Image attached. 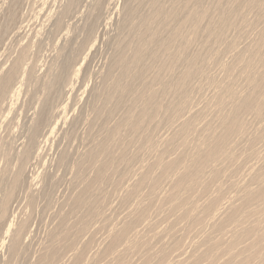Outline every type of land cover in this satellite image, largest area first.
Wrapping results in <instances>:
<instances>
[{
    "label": "rangeland",
    "instance_id": "rangeland-1",
    "mask_svg": "<svg viewBox=\"0 0 264 264\" xmlns=\"http://www.w3.org/2000/svg\"><path fill=\"white\" fill-rule=\"evenodd\" d=\"M72 1L75 2V8L78 9L76 11H79L78 12V16L76 17L75 20H73V23L75 22V25L73 24V30L75 31L76 36L77 37L79 36L78 39L84 37L85 33H83V32L85 31L86 26L89 24L88 22L93 19V21L95 20L94 25L96 24L95 25L96 27H94V28H95V33H96L95 35H97V41H98L97 42V45H96V48H95V50H94V52L92 54L94 57L91 56V60L92 61H89L90 64H89L88 70L90 69V71H88V73H87L88 75H86V79H85L86 81L84 80L85 82L83 84V87L77 90L78 93L76 92L77 95L79 96V99L81 97L82 98L80 99V102L78 101L77 102V105L75 107H73V110H74V108L76 109V110L73 111V114H75V115H73V114L71 115V117H73V116L75 117V116H77V113H79V110H82L81 113L83 115L82 114L81 115H82V117L83 116L84 117L83 118L80 117L79 122L76 123L75 126H77L78 128L74 126L75 128H74V131L72 132V134L73 133H75V134H73V135L70 134L69 135L70 137L69 136H67V137L64 136L63 138H57L58 140L56 139L55 143H52V144L48 145V146H51V147L46 146L47 147L46 148L47 150L44 149V151H46V152L43 153L40 161L38 162L39 164L32 162V164L28 166V167H30V169L27 167L26 172L27 171L29 172L30 170H32L29 174L27 173V176H29L30 178L33 177L32 179H34V178L35 179L33 181L30 180V178H28L27 181H26V179H24L25 181L22 180L21 183H24L25 182L26 185L24 183L22 185H24L25 187H22V185L20 186V188L18 189V191L20 190L19 193H18V191H16L15 196L16 195L17 196L14 198L15 201H14V203L12 205V208H11L12 215L14 214L13 216L11 215V219H13V221L15 222L14 223L15 224L14 225V228L15 229L18 228V226H19L18 223H20V225H22V224L26 225L25 230H23V235L24 236H22V239L23 238L24 239L23 240L21 239L22 240V244H24V246L22 244H21V246L23 248L25 247L26 250L23 251V248L20 247V248H22V249H20V251H23V252H20V253H24V255L22 256V254H17V257L20 260L19 261V260H17L16 256H14L15 257V260H14V257H10L7 254L6 248H4V250H2L3 255H1V253H0V264H37L38 261H42V259L48 257L47 255H45L46 254L45 252H47V254L49 255L51 253V250H56V249H59V250H56V251L57 252H60L59 255H61L62 258L56 252L58 257L55 258L56 257V255H55L54 258L57 259L58 263H55L57 261L54 260L53 256H52V258H53L52 260H54L55 262L52 261L51 258L49 259V257H50L49 256L46 261L48 262L49 260H51V262L50 261H49V263L46 262L47 264H53V262L55 264H68V263L69 264H73L74 261H75V258H74V256L72 254L75 255V252H76V255L79 254L80 252H82L83 255L85 254L84 256H81L80 257V259L82 258V260H84L83 261L84 263L80 259L78 261V262H81V264H93V263L94 264H107V263L108 264L109 263H112V264H139V263L140 264H147L146 262H148V261H151V263H148V264H152V263L153 264H166V263H168V264H171V263L172 264H186V263L187 264H194V263L195 264H213L212 263L213 261L210 262L207 259L210 262L209 263L208 261H206L205 258L203 259L202 257H200V258H202V261H201L200 258H198L200 260L197 259V256L199 255V253H201L200 251L203 250V249H201L199 251V249L200 248H204L201 245H199V243H201L204 240V237L207 238L210 235H211V237H215L216 239L217 238L218 239L219 238L220 239L221 238L228 239L230 237L231 234L229 232L231 230L236 229V227H237L236 225H233V224L229 225V224H227V225H224V226H220V229H219L216 225L214 227V224L216 222L218 223V220L221 217L224 216V213L229 209V206L231 207L232 203L229 202L230 200H233V198H235L234 199V202L236 200L235 203L233 202V205L232 206H235V205L238 206L239 205L240 202L239 203L237 202V199L238 198H236L237 196H235V193L237 194L238 191H239L238 190L239 189L238 187L241 188V187H244V186L245 187L246 186H249L251 188V190H252V188H253V190L256 189L254 187H257V186L255 185V183H254V181L252 179L253 176H251V173L252 172L253 173H256L258 170H261V168L264 166V164H263L264 163V161H263L264 160V150H262V149H264V133H263L264 132V114H263L264 113V106H262L263 103H260L259 102V104H254V106H253V108H255V109H253V111L255 110L254 112H252V111L251 112H248V113H245L244 112V113H242L240 115L239 119H242V120H240V128L242 130L240 131V129H239V132L236 133V135H233L232 136L233 138L235 136H237V137H235L234 140H233V138H231L232 141L230 139V143H228L227 145L224 146L225 148H223V149H225V150L222 149V151L224 153H225V151H227L225 153V155L222 154V156L223 155L224 156L223 157H220L221 158L220 160H219V157H218V158L215 159V161L214 160L212 161V164L211 165L213 167L216 166L215 167V171L216 172L219 171L218 172V175L219 176L218 177H215L214 179H212L210 177V175H211V169L212 168H211V166H208V167L206 166L205 169H204L205 170L204 174L202 173L203 170H201L200 176L198 175V173L200 171L196 174L198 177L195 176V179H196L195 180V184H193L192 182H190V183H192L190 185L193 188H190L191 187L190 185H189V188L190 189L186 190L187 188L186 189L184 188L185 191H184V194L182 195V197L183 196H186V201L188 203V206H189V204L194 205L196 207V208L194 207V210H193V208L191 209V206L192 205L189 206L190 208H186L188 206H187V203L184 204V202L182 203V206H180V209H177L176 207L178 206L177 203L179 201V198H177L176 201H175V199H171L172 201L173 200L175 201V202L174 201L173 202L171 201L174 208L171 206L172 204L169 201L170 198H168V195L171 192V187L173 185L171 183L174 182V180L176 179L177 174H179L182 170L179 169V171H178V169L175 167V169H176L175 171H171V172L169 171L168 173L167 172L165 173L164 172L165 169L163 170V168L168 163H171L173 161L175 162L176 159L179 160V157H181V158H180L179 161H177V163L178 162L180 163L182 161L179 165H181V166L184 165V162H185V164L190 163V161H191L190 160V155L192 157L191 159L193 160V157H195L194 155H198V152H201L199 150V148L201 150H203L204 148L202 149V147L205 144L207 145L206 142H208L210 140V139L207 140L208 139V135L210 136V134H208V133L213 132V130L216 131V132L219 131L220 130L219 128H220V125H221V122H222L220 120L222 118H226L227 116L229 117V114H231V112L233 110V109H231L232 106L230 105L232 95H235V93L237 94L238 92L239 93H242V94H245V92H247L246 90L248 89L247 88V85L245 83L247 82V84H248L250 80H253V78H251V77L256 78L259 75V73H260V75H264V73L261 74V71L264 68V66L262 68L261 66H259L261 64H258L259 61H254L256 59H258V60L260 59V56H259L260 55L259 54L260 52H262L261 53V57L262 58L260 59L261 62H259V63H263V61H264V58H263L264 57L263 56V54H264V48L261 47L260 49H263V50L258 49V52H257V49L256 48H258V47H256V44H255L256 43L255 40L258 41V39L260 37L258 35H261L264 32L263 31L264 30V12H263L264 11V2H262L264 0H259V1L255 2L253 4V6L252 5L249 6L248 4L246 5L243 2V5H245V6L240 5L239 8H238V10H235V8H237V7H235L232 11H231V9L230 10H226V6L227 5L229 6V4H228L229 1L231 2V4H233V1L232 0H217V1L216 0H194L195 3L198 2V5L195 4V6L193 5L194 4L193 3V0H190V2H189V0H180L179 2H176V3L175 2H172L171 0H162L163 5L161 3V7H162L164 13L168 14V13L174 12V11H176V9L179 6V8L177 9V11L179 12V16H178V18L176 20H173L174 22L171 21L170 23H167L168 27H169V24H172L169 27L170 29L167 26H164L163 27L167 31H164V29H162L163 31L159 29L160 32L162 31V35L160 34V38L161 39L159 38L161 40V42L164 40V38H163V37H165L164 34H166L168 32V35L166 36L167 39L165 38L166 41H167L169 39V36L172 34V31L174 30L173 28L177 27V25H179L181 23V21L183 22V20L185 19L186 15H187V10H185L183 7H186L187 9L190 8V7H192V9L194 10V7H197L198 6L200 8V9L197 8V9H199V11L208 9L209 12H210L209 13V16H208V19H214V18L217 19L219 17H225V18L226 17L227 18L230 17V19L231 18L232 19L230 21H228V23L222 29H219L221 31H219V30L217 31V33H216L217 35L220 32L219 33V37L217 36V38H216L215 37L216 35L214 33L213 34L214 36H213L212 39H211V37H212L211 36L212 35L211 33L206 34L207 31L204 32L205 31L204 29L206 28L205 26L207 25V22L206 21H203L201 23V25H200L199 29L197 30V32H192L191 31V28H190L192 26L191 25V22L184 23V24H180V30L182 32H180V35L177 36V38L175 39L176 41L174 40L175 43L170 45L169 50H167V52H166V50L164 49V47H163V49H161L162 47H161V44H160L161 42H160V43H158L154 47V49H155L154 51H157V55L158 56H156V58L154 60L153 59L146 58V61H147L146 62V65H148V66H146L145 69L147 71L145 70V73H144V70H143L142 71L143 74L141 73L143 76L140 75V77L137 78L134 81V83L136 82L135 83L136 85L135 84L133 85L134 86L133 89L131 87L128 88L127 81H126L125 78H122V79L124 80V83L127 86H125V84L123 83V81L120 79V82L123 83L124 85L123 84L121 85V83L120 84L118 83V86L119 87H120V85L121 86H124V88L126 90L127 89H129V90H127V94H125L126 92L125 91H122L123 88L120 87V89H122L121 90L122 92H121L120 89H119V87H117L119 91H117V88H116V90H115L116 93H114V96H116L115 94H117V92H119L118 94H120V93L121 94L122 93L125 94L124 96H123V94L122 95L120 94V98L123 97V99H126L125 100L126 101L125 103L128 104V106L124 103V100H123V105L125 104L124 105L125 108L124 107L123 108L120 107L121 109L118 108V111H117V109L115 111L114 106H112V105H114L113 103H112L111 106H110V104H111V102L113 100L116 102V100L117 99H120V98H119L118 94H117L116 97L111 96L110 99L107 98L108 97V93H109V90H108V87H107L108 86L107 83L108 84L111 83L110 81H112L114 77H116L115 80H117L118 79V76H119V72H118V70H117V72H116V70L115 71L112 70V71H114V73L111 71V74H110V75H113L114 76L112 78L109 77L110 75L106 77V73L108 72L109 67H111V65L113 64V60H111V59H113V57H115V55L117 53L116 51H118V49L120 47L123 48L124 51L126 50L125 52L123 51V53H125L123 55H126L124 57L125 58H129L130 55H131V53H132L131 51H132V48H133V44L135 45L138 42L137 40H139V37L138 36L136 37L137 39H135V36L137 35L136 32H135L136 35H133L132 34L133 32H130L129 30L127 31L126 30V27H124V25H126L125 23H123L125 21L124 20L125 13H126L125 10H126V7H127L126 0H82V1L81 0H27V2H29V3H27L26 0H25V5L23 6V9H22V17L24 19V23L23 24L26 25V26L29 25L28 28L26 27V30L27 31H28V29H34V28H39V27L40 28L41 27L44 28V31H49L47 29L50 28V30H51V25L45 20V15L52 16V18L55 15L57 16L58 13L62 10L63 5H66V4H68L69 2H72ZM184 1H187V2L184 3ZM191 1H192V3H191ZM225 1H227L228 3H226ZM152 2H153V0H152ZM77 3L79 4L78 7H76V5H78ZM173 3H175V4H173ZM86 5L87 6L90 5V6L87 8ZM149 5H150V3H149ZM149 5H147V7ZM210 5L212 6V8H211ZM134 6H135L136 10H138L137 15L139 13L141 14V15L140 14L138 15V18L137 19H139L141 16H144V15H142L141 12L144 13L145 11H147L146 8H145V5L143 4V5H140V6H138V5H134ZM142 6H144V8H142ZM149 7L147 8L148 11H149ZM165 7H166V9H165ZM209 7L213 11H211ZM197 9H195V10H197ZM90 10H92L93 12L90 11ZM122 10L125 13H123ZM23 12H24V14H23ZM29 12H30V14H29ZM150 12H151V9H150ZM42 13H43L44 16L42 15ZM121 13H123L124 15L121 14ZM211 13H212V16H211ZM74 14H77V12L74 13ZM79 14H81L80 18H79ZM146 14L148 15V13H146ZM146 14H145V16H146ZM91 15H93V16L90 17ZM87 16H89V17H87ZM28 18H29V20H28ZM33 18H35V19H33ZM25 20H26V22L28 24H26ZM65 20H67V18ZM99 20H101L102 23ZM134 20L132 21L133 23H134ZM97 21L99 23H101V25L98 24ZM105 21H107V22L105 23ZM135 21L137 22V20H135ZM231 21H234V22H231ZM76 22H78V23L76 24ZM175 22L177 23V25L174 26L173 23H175ZM47 23H48V25H47ZM135 23H134V25H136ZM79 24L81 26H79ZM38 25H39V27H38ZM118 25H119V27H120V25H122V29H121V27L119 28ZM46 26H48V27H46ZM227 26H229V27H227ZM103 27H104V29H103ZM153 28L156 30L157 25H156V28H155V24L153 25V27L151 28L152 31L154 30ZM80 29H81V31H83L82 34H81ZM97 30H98V33H97ZM130 35L131 36H134L133 37L134 40L132 39V37ZM206 35H207L208 38L210 37V39H207ZM233 37H235V38L233 39ZM162 38H163V40H162ZM184 38H185V40H183ZM46 40H47V42H46ZM132 41H133V44H132ZM135 41H137V42H135ZM213 41H214V43H213ZM164 42L165 41H163V43ZM215 42H216V44H215ZM42 44H43V46H42V48L40 50V51L43 50L42 53L44 51L47 52V51L50 50L48 38L44 39V42ZM128 45H129V47H128ZM185 45H187L189 48L187 46H185ZM230 45H232V46H230ZM251 45L254 48L251 47ZM125 46L128 48V50H127V48H125ZM46 47L47 48L49 47L48 48L49 50ZM231 47H233V48H231ZM244 48H246V49H244ZM166 49H167V47H166ZM259 50H260V52H259ZM168 51H170V53L172 55H174V56L176 55L178 58L176 56L174 58V56H172L171 54H169ZM160 52H162L161 55H160ZM248 52H249V55H247ZM168 54L171 55L175 60L174 59H170L169 58L170 56L167 57ZM250 54H251V56H250ZM254 54H256V55H254ZM240 56H241V58H240ZM255 56L256 57L258 56L259 58L258 57L256 58ZM166 58H168V59H166ZM246 59H247V61H246ZM262 59H263V61H262ZM160 60H164V63H163V61H160ZM109 61L112 63L111 65L109 64ZM169 61H171L173 64L170 63ZM241 61H243V62H241ZM248 61H249V65L250 66L248 65ZM191 62H192V64H191ZM246 62H247V64H246ZM167 64H169V65H167ZM162 65L165 67V69H164V67ZM253 65L254 66L256 65L258 67H256V66L254 67ZM262 65H264V63ZM192 66H193V68H192ZM233 66H235V68ZM190 67L192 69H194L195 71L192 70ZM132 68L135 70L136 67L133 66ZM132 68L130 70L134 71ZM161 68L163 70H161ZM187 68L188 69L190 68L192 70V73L191 74H193V76L190 75V78H188V80L187 79H183V77H182L184 75L183 73H185L188 70ZM232 69H235V70L230 71ZM243 69H244V71H243ZM152 70L154 71V73H153ZM175 70H176V73H175ZM166 71H167L168 75H167ZM193 71H194V73H193ZM224 71L227 72L229 75L227 73H225ZM239 71L240 72L243 71V72L240 73ZM263 71H264V69H263ZM93 72H95V73H93ZM244 72H246L247 74L244 73ZM257 72H259V73H257ZM89 73L90 74L92 73L91 75H93V76L89 75ZM254 73H255V75L254 76H251ZM256 73H257V76H256ZM116 74H118V76H116ZM144 74H145V77H147V78L144 77ZM158 74L160 76L159 77L160 80H162V81L165 80L164 82L167 84V86L162 81H161L162 84L161 83L158 84L157 82H159L160 80L158 81L157 78L156 79L153 78V77H155V75L158 76ZM248 74H249V77L251 78L250 80H249V77H247ZM163 75H165V76H163ZM180 75H182V76H180ZM89 76H90V78H89ZM167 76H168V78H167ZM227 76H230V77H227ZM108 77L110 78V80H109V82H106L107 79H108ZM178 77H179V79H178ZM235 77H238V79H236ZM245 77H247V78H245ZM243 78H244V80H243ZM180 79L183 80V81H178ZM184 80L187 81V83L186 82L185 83H182V84H178L177 83V82H180V83L181 82H184ZM242 80H243V82H242ZM145 81H147V82H145ZM168 81H170V82H168ZM139 84H140V86H139ZM228 84L230 85V87L228 86ZM161 85L166 86L165 89H164V86H162L163 87L162 88ZM84 86H86V87H84ZM105 87H107V88H105ZM175 87H177L178 89H175ZM226 87H228L230 89L232 87V91L230 92V90L228 88L226 89ZM84 89H85V91H84ZM130 89H132L131 90L132 91L131 93H130ZM233 89L235 90V93H234V90ZM104 90H106V91H104ZM139 90H142L141 92H143V93H139L140 92ZM160 90H162V91H160ZM226 90H227V92L225 93ZM236 90L238 92H236ZM241 90L242 91H245V92H242ZM155 91H159V92L158 93L157 92L154 93ZM220 91H223L222 92L223 94L224 93L227 94L226 96L224 94L225 101H224V98L221 97V99L224 101V105L221 104V99H220L221 94H220ZM263 91L261 93H263ZM83 92H84V94H83ZM93 92H95V93H93ZM148 92L149 93L151 92L150 93V96L151 97H152L153 94L154 95L156 94L155 97H152L154 99V101H153V99L151 101H153L152 104H154L152 106H155L154 107L155 108L154 110H156L157 108H159L157 110V112L156 111H153V115L151 114L152 116L150 115L148 118L145 119L146 121L145 120L143 121V123L141 124L143 126H140V127H142L140 129L141 131L138 129L139 131H137V133H135L136 131L134 132V130L132 131L131 128L128 127V126L121 125V127H120V125H119L118 122L121 121L123 115H126V114L129 115V113H132V116L131 117H134L136 115L134 113V111L136 109L134 110L133 108L136 107L138 111H141V110H139L140 107L142 108V110L145 108V106H146L145 103H147V100L149 99V98H146V97H149L148 96L149 95ZM105 93L107 94L106 95L107 97L104 96ZM128 93H130L133 96L135 95L136 97L134 96V98H131L133 96L129 95ZM138 93L140 94L139 98L137 96V95H139ZM81 94H83V96ZM141 94H142V98H141L142 100L140 99ZM228 94L229 95L232 94V95L229 96ZM91 95H92V97H91ZM94 95H95V97H94ZM126 95H128V96H126ZM143 95H146V97L144 96V98H143ZM218 95H220V96H218ZM125 96L127 98H129V99L127 100V98ZM263 96L261 95L260 98H259V100L260 99L261 100L264 99ZM112 97H113V99H112ZM106 98L111 101V102L108 101V102H110L109 104H108ZM130 98H131L132 101L135 98L136 99L138 98L139 101L141 100L140 101L141 103H140L138 101V99H137V102L139 104L136 102V100H134V102L137 103V106H140V107L135 106L134 105V102H132V101L130 103H132L134 105V107L132 106V104L130 105V103L127 102V101H130ZM91 99H92V101H91ZM218 99H220V100L218 101ZM228 99L230 100V102L229 101L226 102V100H228ZM85 101H86V103H84ZM144 101H145V103H144ZM263 102H264V100H263ZM79 104H81V105H79ZM104 104L109 105L111 107V109L112 108L113 109L112 110L111 109H107L109 106H105ZM140 104H142L143 107ZM214 104H216V105H214ZM218 104L221 105L222 111L220 109V106L217 107ZM167 105H168V107H167ZM181 105H182L183 108L181 107ZM260 105H261V108H259ZM126 106L127 107L132 106V108L128 109ZM158 106H160V107H158ZM256 106H257V108H256ZM102 107H104V111L101 109ZM227 107H228V109H227ZM175 108H179V109H175ZM258 108L262 112V116H260V117H259V115L256 116L257 113L260 112V110H256ZM169 109H170V111H169ZM230 109H231V111H230ZM130 110L131 111L133 110V112H131ZM137 110H136V112H138ZM225 110H227L228 112L225 111ZM102 111L105 112L104 113L105 117L102 114L103 113ZM107 111L109 112V115L110 116L107 114L108 113ZM124 111H125V113H123ZM162 111H163V113H162ZM229 111H230V113H229ZM93 112H94V115H93ZM95 112L97 114L100 113V115L99 114L96 115ZM112 112H113V114H112L113 115V119H112V115H111ZM154 112H156L155 115H154ZM226 112L229 113V114L226 115ZM223 113H224V117L222 116ZM254 113L256 115H254ZM101 114L103 115L102 117H104V118L100 117V118H102V120L101 119H98V116H101ZM106 114L109 116L108 118H107ZM255 116H256V118H255ZM87 118H88V120H86ZM95 119H96V123H95V121H93ZM189 120H190L191 123L189 122ZM84 121H85V123H84ZM184 121H187L190 124H188L187 122H185V123L188 124V125L186 124L187 125L186 126L185 123H184ZM92 123H93V125H90ZM117 123H118V125H117ZM208 123L210 124V129L207 126V125H209ZM183 125H184V128H183ZM115 126L116 127L119 126L118 127L119 129H117V130H120L121 128H124V129H121L120 131H117L116 128H115ZM188 126H189V128H188ZM196 127H197V129H196ZM112 129L116 130L117 132H115L113 130V133L115 132L113 134L112 133ZM128 129H130L129 130L130 132L128 131ZM206 129H207V131H206ZM261 129H263V130L261 131ZM184 130L186 132L183 133ZM243 130L246 132V134H245V132ZM175 131H176V133H175ZM178 131H180L181 134H179L180 132H178ZM203 131H205V132H203ZM106 132H107V135H106ZM173 132H174V134H173ZM132 134H134V135H132ZM203 135L206 136V138ZM110 137H112L113 140H110L111 139ZM171 137H172V139H171ZM202 137H203V139H202ZM144 140H145L146 143L144 142ZM104 141H105V143H104ZM168 141H169V143H168ZM199 141H201V142L203 141L202 142V145H201V142H200V146H198L199 145ZM101 143L105 145L103 148L105 149V152L106 153L108 152V150L111 151V157H113L112 159H110L111 161L109 160V158H111L110 155L108 156V161H107V158L106 157H105L106 160L104 158L103 159L106 161V163L110 161L112 166L110 164H106L105 163V161L102 159L103 156H101L100 153H99V151H98V150L101 151V148H102L101 147V145H102ZM203 143H205V144L203 145ZM257 144H258V146H257ZM94 145H95V147H94ZM196 145L199 147L198 148L199 151L197 150V146ZM195 146H196V148H195ZM94 148H96V149H94ZM90 149L91 150L94 149L93 151L96 150L97 151L96 154L98 153L100 156L97 155L98 157H96V154H95V158L94 157H91L93 155H91V153H90L91 150ZM104 149H103V152H104ZM183 150L184 151L186 150L187 152L186 151L184 152ZM165 151H167V152H165ZM181 151H182V153H181ZM63 152H67V153L69 152L68 154H69L70 157H68V159L69 158L70 159H69V161L67 160L68 162L66 163V166H61L60 167L56 163H58V158L60 157L59 155H61L60 153H63ZM103 152L101 151L102 155H104V153H105V152L104 153ZM195 152H196V154H194ZM169 153L170 154L172 153V154L170 155ZM86 154H87V156H86ZM108 154H110V153H107L105 156H107ZM167 154H169V155H167ZM123 155L125 156V158H124ZM226 155L227 156L229 155V156L227 157ZM233 155L236 156L237 158H235ZM253 155H254V157H253ZM224 157H226L227 159H224ZM158 158L161 159V160H159ZM187 158H189V160H190L189 162H187ZM84 159L87 162H85ZM87 159H89V160L91 159V160L89 161ZM157 159H158V161H160L158 163L160 165L156 164L155 161H157ZM102 160L104 162H102ZM221 160H222V162H221ZM93 161H95V163ZM100 161H101L102 164H104L103 165L104 168L106 167L105 164L108 165L105 169L107 170V168H108L109 170H107L106 173H104V175H103L104 177H102L103 180L101 179V180L97 181V184H96V183H94L91 180H93L92 178H95V173L99 169L98 167H102V165H100L101 164ZM168 161H170V162H168ZM228 161H230V162H228ZM80 162H83V163H80ZM89 162H93L94 163L93 165L95 167L92 165V163H90L91 164V166H90V164H88ZM35 164H36V166H35ZM79 164H81V165L83 164L84 167L81 166V165H79ZM151 164H153V165H151ZM32 165H34V166L32 167ZM88 165L91 167V169H90V167ZM179 165L177 164L178 167H179ZM228 165H230V166H228ZM1 166H2V163H1L0 167ZM140 166H141V168H140ZM157 166H158V168H157ZM217 166H219V167H217ZM63 167H64V169H63ZM115 167H117L118 169L115 168ZM258 167H259V169H258ZM104 168H103V170H105ZM180 168H182V167H180ZM87 169H88V171H87ZM231 169H233V170H231ZM113 170L114 171H117V172H114ZM147 170L149 171V173H148ZM160 170H162V172ZM252 170H255V172L252 171ZM44 171H45V173H44ZM145 171H147V172H145ZM103 172H105V171H102V174H103ZM134 172H136V173H134ZM142 173L143 174H146L148 176L147 179L145 180L146 182L144 181L147 185L144 182H142L143 184H145V186L140 185L139 184L140 181L137 183L138 177ZM221 173H223L225 175H223ZM253 173H252V175H253ZM45 174H46V176H45ZM161 175H163V177L165 175V177L164 178L162 177L163 179H161V178L159 179L158 177H161ZM166 175H167V178H166ZM201 175H202V177H201ZM49 177L52 178V179H50ZM199 177H201L200 180H202V181H199V184H198L196 181L199 180ZM82 178H83V180H82ZM202 178H205V179H202ZM220 178H221V180H220ZM46 179H50L51 180V182H50L51 184L52 183H56L57 185L54 184V186H53V184L52 185L50 184V187L48 188V186L43 185V182L46 183ZM54 179H55V181L53 182ZM86 179L88 180V182L86 181ZM150 179H152V180H150ZM154 179L159 180L158 183H156L157 185H155L153 183V180ZM133 180H134V182H133ZM80 181H82V182H80ZM215 181H216V183H215ZM29 182L31 184L34 183V185L35 184L36 185L35 186H32ZM75 182H77V183H75ZM200 182H204V183H200ZM90 183H92L94 185L91 188H89L90 186H92V184H90ZM79 184H80V186H79ZM85 184H86V190H85L86 192H84L85 194H83L82 196H80V198L82 200H84V198H85V200H87L86 201V204H84L85 202L84 203H81L82 200L80 199L81 200L80 201L81 204L80 205L78 204L75 207V203L72 202V201H75L76 200V197L79 195L80 191L82 190V187ZM138 184L140 186L137 189ZM240 184L243 185V186H241ZM134 185H135V187H134ZM28 187L29 188H32V189L35 187L33 189V194L34 195L32 194V189L29 190L31 193L27 190V189H29ZM40 187H42V188H48L47 189L48 190V193H47V191L45 192L44 189H42ZM92 188H93V190H92ZM203 188L204 189L205 188H208V190L207 189L204 190ZM53 189H54V191H53ZM132 189H134L137 192V194L135 196H133V197H128V195H129L128 193H130L131 191H133ZM154 189L156 191H154ZM184 189H182V191H181L182 193H183V190ZM49 190H51V191H49ZM189 190H191V191H189ZM35 191H36V193H35ZM40 191H41V193H40ZM192 191H194L195 193L192 192ZM223 191H225V192L223 193ZM181 192H179V193H181ZM89 193L90 194L92 193L91 194L92 196H90ZM31 194H32V196H35L36 199H34V197H32ZM42 194H44V197L42 196ZM47 194H49V195L47 196ZM139 194H140V196L137 197ZM181 194H179L178 197H180ZM143 195H144V199H143ZM41 196H42V198H41ZM60 196H61V198H60ZM163 196H164V198H163ZM207 196H210V197H207ZM45 197H46V199H45ZM86 197H87V199H86ZM94 197H96V198H94ZM30 198H31V200H30ZM137 198H139V199L137 200ZM209 198H210V201H212L213 199H216V200L208 203L209 202ZM182 199H183L182 201H184L185 197H183ZM92 200H94V201H92ZM203 200H205V201H203ZM31 201L33 203H31ZM238 201H239V199H238ZM136 203H138V204H136ZM140 203H141V205H140ZM195 203H196V205H195ZM70 204H71V206H70ZM175 204H176V207L174 206ZM17 205H18V207H17ZM137 205H139V206H137ZM179 205H181V202L179 203ZM183 205L186 206V207L184 206L186 209H190L191 211L193 210L192 211L193 213L192 212H189V210L186 213L183 210L184 209L183 208ZM205 205L206 206L208 205V206L206 207ZM198 206H200V207H198ZM78 207H80V208H78ZM205 207L206 208L209 207L208 210ZM202 209L203 210L206 209L205 212H207V213L210 212V213L209 214H206L205 213L206 214L205 215V214H203L204 212H203ZM86 211H89V212H86ZM194 211L197 214H195ZM197 211H199V213ZM136 212H137L138 215H139V213L141 214V217H140L141 218V221H139L140 223L139 222L136 223V225L134 226L135 229L133 227V229L135 231L133 230L131 232L132 233V236L130 235L131 237L128 239V241L131 238H133L134 242L131 240L133 242V244L137 243L139 245H137V244L133 245L132 242L129 241V242H131V245L134 246L133 250H129L133 246H131L130 243L127 242V239H125L126 241H123L122 240V243L123 244L121 242H119L118 243V247L119 248L117 247L116 248V251L118 250V252H121L122 255H123V257L126 258V259L120 258V261H121L120 262L119 261V256H117V253L118 252L114 251V252H112L113 254L112 253H109V255L110 254L111 255L110 256L108 255L107 248L110 245V242L112 240V237L110 235H107V234H109V232L112 234L116 230H119L120 227L123 226L122 223L124 224V221L126 222L129 219L133 218V214L135 215ZM159 212H160V214H159ZM221 212H224V213H221ZM142 213L143 214L145 213L146 215L144 214V216H142L143 215ZM189 213L190 214L192 213L193 215H197V216L200 215V217H198V220L196 222H198V221L200 222L201 221L200 223L201 224L203 223L202 225H204V223H205V225L204 226H202V225L199 226L200 223H196L194 221L196 223L195 224L194 222H192L193 219L190 217L191 215L186 216ZM137 214L135 216H137ZM91 216H92V218H91ZM184 217H186L187 219H185ZM81 218H83V219H81ZM201 218L202 219L204 218L203 221H202ZM254 218L255 219L256 218L259 219V217H253L251 219L254 220ZM61 219L62 220L64 219V220L63 221H60ZM76 220H77V222H76ZM260 220H262V218ZM210 221H211V223L214 222V224L211 225L210 224ZM26 222L28 224H26ZM60 222H61L62 225H59L58 226V224H60ZM66 222H67V224H66ZM262 223H264V221ZM68 224H69V226H68ZM140 224H142V225H140ZM63 226H64V229H63ZM173 226L176 227V228H174ZM195 226H197V227H195ZM56 228L59 229V230H57ZM61 228L63 229V231H62ZM136 228H137V230H136ZM143 228H145V230ZM215 229H217V230H215ZM224 229H226V230H224ZM51 230H52V233H51ZM111 230L112 231L115 230V231L114 232H111ZM145 231H148V232H145ZM56 232H58L59 234H57ZM142 232H144L145 234L142 233ZM54 233H56V234H54ZM64 233L65 234L68 233L69 235H72V238H74L72 240H75L76 239L74 241V244H72L73 241H71L72 243L71 242L69 243V242L66 241L67 243L66 244L64 243L65 245L64 244H61V243H63L64 240H61L60 239L61 237H59V236L60 235L62 236V234H64ZM178 233H180V235ZM151 234H153L154 236L151 235ZM160 234H162V235H160ZM224 234H225L226 237L224 236ZM49 235H51L53 238L51 236H49ZM134 235H136L137 237L134 238L133 237ZM169 235L170 236H174L175 235V236L171 238ZM198 237H199V239H198ZM101 238H103L104 240L101 239ZM109 239H110V241H109ZM53 240L54 241L56 240L58 244H56V242L54 243ZM148 241H151V242L149 243ZM124 243H126V244L129 245L130 248L128 247V250H129V252H131L132 255L129 252H127V251L125 252L124 251ZM50 244L52 245V249H50V247H51ZM53 244L54 245L56 244L57 248L54 247ZM75 244H76V246H75ZM142 245L143 246L145 245V246L143 247ZM241 245L242 244H240L239 246H241ZM243 245H245V244L243 243ZM243 245L241 246L242 248L244 247ZM45 246H47V247H45ZM152 246H153V248H152ZM83 247H84V249H82ZM241 247H239V248L237 247L238 249H236L235 252L240 251L241 250ZM46 248H47V250L49 252L46 250ZM159 248L162 249V250L160 251ZM85 250H87V251H85ZM73 251H75V252L73 253ZM195 251H196V253H195ZM137 252H138V254H136ZM41 253H43V254H41ZM61 253L62 254L64 253V254L62 255ZM82 253H81V255H82ZM103 253H104V255H103ZM66 254H68V255H66ZM143 254L145 255V258H147V260H145L144 256H142ZM152 254H154V255H152ZM201 254H200V256H201ZM41 255L42 256L45 255V257H41ZM76 255H75V257H76ZM101 255H103V256H101ZM112 255H113V257H115V256L116 257L113 258ZM140 255H141V257H140ZM72 256H73L74 259L72 258ZM103 257H105V258H103ZM110 258H111V260H110ZM193 258H196L197 260L194 259L195 260L194 261V260H192ZM216 258H218V259H216L217 261L215 260L216 262L214 261V264H221V263H223V259L225 261V257L222 256V255L220 257L217 256ZM59 259H61V260H59ZM99 259H101V260H99ZM107 259H108V261H106ZM113 259H115V260H113ZM63 260H65V261H63ZM126 261H128V262H126ZM170 261H171V263H170ZM40 263L41 262H39L38 264H40ZM78 264H80V263H78Z\"/></svg>",
    "mask_w": 264,
    "mask_h": 264
},
{
    "label": "bare ground",
    "instance_id": "bare-ground-1",
    "mask_svg": "<svg viewBox=\"0 0 264 264\" xmlns=\"http://www.w3.org/2000/svg\"><path fill=\"white\" fill-rule=\"evenodd\" d=\"M82 1V0H81ZM80 1V2H81ZM172 2H179L180 0H171ZM217 1V0H216ZM233 1V4H231V2L229 1V3L227 2V1H225L226 3H228L229 4V6L227 7L226 6V10H230L231 9V11L235 8V7H237V8H235V10H238V8H239V6L240 5H242V6H245V5H243V2H244V4H248L249 6L250 5H252L253 6V4L255 3V2H257V1H259V0H232ZM26 2H27V0H26ZM46 2V1H45ZM185 2H187V1H184V3ZM189 2H190V0H189ZM262 2H264V1H262ZM27 3H29V2H27ZM36 3V2H35ZM40 3V2H39ZM92 3V2H91ZM126 3H127V7H126V13L123 11V13H125V18H124V22L123 23H125L126 25H124V27H126V30L128 31H130V32H133L132 34L133 35H136V33H137V35L135 36V39H137L136 37L138 36L139 37V40H137V41H135V42H137L135 45L133 44V41H132V44H133V48H132V53H131V55H130V57L129 58H125L124 56H126V55H123V54H125V53H123V51H124V49L123 48H119L118 49V51H116L117 53H116V55H115V57H113V59H111V60H113V64L109 61V64L111 65V67H109V70H108V72L106 73V77L107 76H109L110 74H111V71L112 70H116V72H117V70H118V72H119V76H118V74H116V76H118V79L117 80H115L116 79V77H114L113 75H110L109 77H114L113 78V80L112 81H110L111 83H107V87H108V90H109V93H108V97L106 96L107 94L105 93L104 94V96H106L108 99H110L111 98V96H114V93H116L115 92V90H116V88L117 87H119L118 86V83L120 84L121 82H120V79L123 81V83H124V80L122 79V78H125L126 79V81H127V85H128V88L129 87H131L132 89H133V85L136 83H134V81L137 79V78H139L140 77V75H142L143 73H142V71L144 70V73H145V68H146V66H148V65H146V58H148V59H155L156 58V56H158L157 55V51H154L155 49H154V47L158 44V43H160L161 42V38H160V34L162 35V29H164L163 27L164 26H167L168 27V25H167V23H170L171 21H173V20H176L177 18H178V16H179V12L177 11V9L179 8V6H178V8L176 9V11H174V12H171V13H168V14H166V13H164L163 12V9H162V7H161V3H162V5H163V2H162V0H153V2H152V0H126ZM149 3H150V5H149ZM175 3H173V4H175ZM183 3V2H182ZM181 3V4H182ZM191 3H192V1H191ZM193 5L195 6V4H197L198 5V2H194V0H193ZM242 3V4H241ZM78 4V3H77ZM90 4V3H89ZM145 5V8H146V10L148 11V7H149V11L147 12V11H145L144 13L143 12H141L142 13V15H144V16H141L139 19H137L138 18V15L140 14H138L137 15V12H138V10H136V8H135V6L134 5H138V6H140V5ZM149 5L148 7H147V5ZM169 4V3H168ZM180 4V5H181ZM200 4V3H199ZM263 4V3H262ZM25 5V0H0V165H1V163H2V166L0 167V253H1V255H3V253H2V250H4V248H6V251H7V254L10 256V257H14V256H16V258H17V260H19L18 259V257H17V254H22V256L24 255V253H20V252H23V251H25L26 250V248L24 249L22 246H21V244H22V240L24 239H22V236H24L23 235V230H25V227H26V225H24V224H22V225H20V223H18L19 224V226H18V228L17 229H15L14 228V221H13V219H11V215H12V210H11V208H12V205H13V203H14V198L17 196H15V194H16V191H18V189L20 188V186L22 185V184H24V183H21L22 182V180H24V179H26V181H27V179L28 178H30L29 176H27V173L29 174L32 170H30L29 172L27 171L26 172V170H27V167L29 166V165H31L32 164V162L33 163H37V164H39L38 162L40 161V159H41V157H42V155H43V153L44 152H46V151H44V149H46L47 147L46 146H48V145H50V144H52V143H55V141H56V139L57 138H63L64 136L65 137H67V136H69L70 134H72V132L74 131V128L75 127H77V126H75L76 125V123L77 122H79V120H80V117L81 118H83L82 117V113H81V111L82 110H79V113H77V116H73V117H71V115L73 114V111L74 110H76L75 108H74V110H73V107H75L76 105H77V102L79 101L80 102V99L82 98H80L79 99V96L77 95V90L78 89H80V88H82L83 87V84H84V82L86 81L85 79H86V75H88L87 73H88V71H90V69L88 70V68H89V61H92L91 60V56H93L92 54H93V52H94V50H95V48H96V45H97V35H95L96 33H95V28L94 27H96L95 25H94V22H95V20L93 21V19L92 20H90L88 23V25L86 26V29H85V31L83 32V31H81V29H80V31H81V34H82V32L83 33H85V35H84V37H82V38H80V39H78V37L76 36V33H75V31L73 30V24L75 25V22L73 23V20H75L76 19V17L78 16V12L79 11H76V10H78V9H76L75 8V2L74 1H72V2H69L68 4H66V5H63V8H62V10L58 13V15L55 17L54 15V17L52 18V16H49V15H45V20L51 25V30H50V28L49 29H47V30H49V31H44V28H40L39 27V25H38V27L39 28H34V29H28V31L26 30V27L28 28L29 27V25L28 26H26V25H24L23 23H24V19H23V17H22V9H23V6ZM48 5V4H47ZM53 5V4H52ZM166 5V4H165ZM170 5V4H169ZM259 5V4H258ZM39 6V5H38ZM62 6V5H61ZM79 6V4L78 5H76V7H78ZM87 6V5H86ZM90 6V5H89ZM89 6H87V8L89 7ZM93 6V5H92ZM211 6V5H210ZM251 6V7H252ZM83 7V6H82ZM85 7V6H84ZM124 7V6H123ZM190 7V6H189ZM142 8H144V6H142ZM174 8V7H173ZM172 8V9H173ZM176 8V7H175ZM185 10H187V15H186V17H185V19L183 20V22L181 21V23L180 24H184V23H188V22H191V31L192 32H197V30L199 29V27H200V25H201V23L203 22V21H206L207 22V25L205 26L206 28L204 29L205 31L204 32H206L207 31V33L206 34H208V33H211L210 35L212 36L211 37V39L213 38V34L215 33V37L217 38V36L219 37V33H218V35L216 34L217 33V31L219 30V29H222L227 23H228V21H230L231 19H230V17L229 18H225V17H219V18H217V19H208V16H209V10L208 9H205V10H201V11H199V7L197 6V7H194V10L192 9V7H190V8H186V7H183ZM197 8H199V9H197ZM210 8V7H209ZM211 8H212V6H211ZM211 8H210V10H211ZM216 8V7H215ZM254 8V7H253ZM90 9V8H89ZM102 9V8H101ZM150 9H151V12H150ZM165 9H166V7H165ZM170 9V8H169ZM195 9H197V10H195ZM217 9V8H216ZM40 10V9H39ZM81 10V9H80ZM88 10V9H87ZM94 10V9H93ZM100 10V9H99ZM145 10V9H144ZM208 10V11H207ZM240 10V9H239ZM259 10V9H258ZM257 10V11H258ZM58 11V10H57ZM90 11H92V10H90ZM102 11V10H101ZM116 11V10H115ZM211 11H213V10H211ZM241 11V10H240ZM261 11V10H260ZM259 11V12H260ZM42 12V11H41ZM77 12V14H74V13H76ZM82 12V11H81ZM87 12V11H86ZM93 12V11H92ZM150 12V13H149ZM264 12V11H263ZM50 13V12H49ZM89 13V12H88ZM123 13H121V14H123ZM146 13H148V15L146 14ZM261 13V12H260ZM23 14H24V12H23ZM29 14H30V12H29ZM40 14V13H39ZM74 14V15H73ZM87 14V13H86ZM93 14V13H92ZM111 14V13H110ZM145 14H146V16H145ZM262 14V13H261ZM260 14V15H261ZM32 15V14H31ZM36 15V14H35ZM42 15H43V13H42ZM89 15V14H88ZM97 15V14H96ZM102 15V14H101ZM124 15V14H123ZM141 15V14H140ZM183 15V14H182ZM181 15V16H182ZM24 16V15H23ZM41 16V15H40ZM44 16V15H43ZM80 16H81V14H79V18H80ZM93 15H91L90 17H92ZM104 16V15H103ZM211 16H212V13H211ZM231 16V15H230ZM237 16V15H236ZM262 16V15H261ZM85 17V16H84ZM87 17H89V16H87ZM238 17V16H237ZM236 17V18H237ZM67 18V20H65ZM82 18V17H81ZM118 18V17H117ZM33 19H35V18H33ZM123 19V18H122ZM137 20V22L135 21V20ZM239 19V18H238ZM28 20H29V18H28ZM82 20V19H81ZM87 20V19H86ZM103 20V19H102ZM134 20V23L136 24V25H134V23L132 22ZM208 20V21H207ZM78 21V20H77ZM99 21H101V20H99ZM25 22H26V20H25ZM80 22V21H79ZM98 22V21H97ZM107 21H105V23H106ZM122 22V21H121ZM132 22V23H131ZM174 22V21H173ZM231 22H234V21H231ZM48 23H47V25H48ZM78 22H76V24H77ZM101 23H102V21H101ZM101 23H99L98 22V24H100L101 25ZM112 23V22H111ZM176 23V22H175ZM175 23H173L174 24V26L175 25H177V23L175 24ZM261 23V22H260ZM26 24H28L27 22H26ZM32 24V23H31ZM45 24V23H44ZM155 24V28H156V25H157V28H156V30L154 29L153 31L151 30V28L153 27V25ZM180 24L179 25H177V27H175V28H173L174 30L172 31V34L169 36V39L166 41V39H167V35H168V32L166 33V34H164L165 35V37H163L164 38V40H163V38H162V40L163 41H165L164 43H163V41L160 43L161 44V49H163V47H164V49L166 50V52H167V50H169V47H170V45L171 44H174L175 42H174V40L177 38V36L178 35H180V32H182L181 30H180ZM172 24H169V27L171 26ZM79 26H81L80 24H79ZM84 26V25H83ZM35 27V26H34ZM46 27H48V26H46ZM50 27V26H49ZM98 27V26H97ZM118 27H119V25H118ZM120 27H121V29H122V25H120ZM119 27V28H120ZM168 27V28H169ZM227 27H229V26H227ZM75 28V27H74ZM102 28V27H101ZM100 28V29H101ZM167 28V29H168ZM103 29H104V27H103ZM162 30L161 32H160V30ZM170 29V28H169ZM207 29V30H206ZM262 29V28H261ZM77 30V29H76ZM79 31V32H80ZM126 31V32H127ZM164 31H167V30H165L164 29ZM169 31V30H168ZM219 31H221V30H219ZM230 31V30H229ZM264 31V30H263ZM124 32V31H123ZM125 32V33H126ZM136 32V33H135ZM261 32V31H260ZM259 32V33H260ZM97 33H98V30H97ZM191 33V32H190ZM257 33V32H256ZM79 34V33H78ZM129 34V33H128ZM194 34V33H193ZM197 34V33H196ZM99 35V34H98ZM209 35V36H210ZM221 35V34H220ZM102 36V35H101ZM128 36V35H127ZM131 36V35H130ZM258 36H260L259 37V39H258V41L257 40H255L256 41V47H258V48H256L257 49V52H258V49H260L261 47L262 48H264V32L261 34V35H258ZM106 37V36H105ZM132 37V39L134 40V36H131ZM205 37V36H204ZM206 37H207V35H206ZM224 37V36H223ZM236 37V36H235ZM235 37H233V39L235 38ZM46 38H48V42H49V46H50V50L49 51H44L43 53H42V51H40L41 50V48H42V46H43V42H44V39H46ZM100 38V37H99ZM160 38V39H159ZM166 38V39H165ZM108 39V38H107ZM131 39V40H132ZM207 39H210V37L208 38L207 37ZM247 39V38H246ZM254 39V38H253ZM257 39V38H256ZM183 40H185V38L183 39ZM214 40V39H213ZM218 40V39H217ZM129 41V40H128ZM176 41V40H175ZM216 41V40H215ZM227 41V40H226ZM236 41V40H235ZM234 41V42H235ZM250 41V40H249ZM248 41V42H249ZM46 42H47V40H46ZM45 42V43H46ZM125 43V42H124ZM127 43V42H126ZM213 43H214V41H213ZM221 43V42H220ZM251 43V42H250ZM129 44V43H128ZM215 44H216V42H215ZM218 44V43H217ZM254 44V45H255ZM48 45V44H47ZM176 45V44H175ZM188 45V44H187ZM187 45H185V46H187ZM228 45V44H227ZM250 45V44H249ZM122 46V45H121ZM124 46V45H123ZM230 46H232V45H230ZM128 47H129V45H128ZM166 47H167V49H166ZM188 47V46H187ZM251 47H253L252 45H251ZM125 48H127L126 46H125ZM131 48V47H130ZM172 48V47H171ZM189 48V47H188ZM231 48H233V47H231ZM247 48V47H246ZM246 48H244V49H246ZM254 48V47H253ZM157 49V48H156ZM159 49V48H158ZM185 49V48H184ZM46 50V49H45ZM127 50H128V48H127ZM172 50V49H171ZM170 50V51H171ZM174 50V49H173ZM176 50V49H175ZM186 50V49H185ZM260 50H263V49H260ZM260 50H259V52H260ZM52 51V52H51ZM126 51V50H125ZM124 51V52H125ZM159 51V50H158ZM170 51H168L169 52V54H171L170 53ZM128 52V51H127ZM197 52V51H196ZM226 52V51H225ZM239 52V51H238ZM244 52V51H243ZM247 52V51H246ZM245 52V53H246ZM252 52V51H251ZM161 53L162 52H160V55H161ZM254 53V52H253ZM256 53V52H255ZM261 53L262 52H260L259 54V56H260V59L262 58L261 57ZM168 54V56L167 57H169L170 59H174L175 58V56L174 55H172V56H174V58L171 56V55H169ZM219 54V53H218ZM257 54V53H256ZM256 54H254V55H256ZM165 55V54H164ZM197 55V54H196ZM217 55V54H216ZM221 55V54H220ZM238 55V54H237ZM247 55H249V52L247 53ZM128 56V55H127ZM163 56V55H162ZM161 56V57H162ZM243 56V55H242ZM250 56H251V54H250ZM249 56V57H250ZM263 56H264V54H263ZM94 57V56H93ZM177 57V56H176ZM233 57V56H232ZM236 57V56H235ZM254 57V56H253ZM256 57V56H255ZM258 57V56H257ZM256 57V58H257ZM112 58V57H111ZM178 58V57H177ZM195 58V57H194ZM193 58V59H194ZM240 58H241V56H240ZM239 58V59H240ZM243 58V57H242ZM259 58V57H258ZM264 58V57H263ZM42 59V60H41ZM166 59H168V58H166ZM236 59V58H235ZM238 59V58H237ZM260 59L258 60V59H256V60H254V61H259V62H261L260 61ZM165 60V59H164ZM164 60H160V61H163V63H164ZM175 60V59H174ZM173 60V61H174ZM196 60V59H195ZM241 60V59H240ZM251 60V59H250ZM149 61V60H148ZM172 61V60H171ZM171 61H169L170 63H172ZM197 61V60H196ZM237 61V60H236ZM246 61H247V59H246ZM262 61H263V59H262ZM166 62V61H165ZM176 62V61H175ZM183 62V61H182ZM193 62V61H192ZM192 62H191V64H192ZM241 62H243V61H241ZM258 62V64H261V65H259V66H261L262 68H263V66L264 65H262L263 63H264V61H263V63H259ZM152 63V62H151ZM159 63V62H158ZM195 63V62H194ZM251 63V62H250ZM173 64V63H172ZM246 64H247V62H246ZM255 64V63H254ZM257 64V63H256ZM150 65V64H149ZM154 65V64H153ZM167 65H169V64H167ZM166 65V66H167ZM180 65V64H179ZM238 65V64H237ZM236 65V66H237ZM248 65H249V61H248ZM136 67L135 68V70L132 68V67ZM163 66V65H162ZM191 66V65H190ZM194 66V65H193ZM193 66H192V68H193ZM250 66V65H249ZM254 66V65H253ZM256 66V65H255ZM254 66V67H255ZM150 67V66H149ZM164 67V66H163ZM169 67V66H168ZM181 67V66H180ZM221 67V66H220ZM234 68H235V66H233ZM243 67V66H242ZM252 67V66H251ZM250 67V68H251ZM256 67H258V66H256ZM133 69L134 71H132V70H130V69ZM170 68V67H169ZM168 68V69H169ZM174 68V67H173ZM172 68V69H173ZM191 68V67H190ZM188 69L185 73H183L182 75H180V76H182L183 77V79H187L188 80V78H190V75H192L193 76V74H191L192 73V70H194V69ZM244 68V67H243ZM249 68V69H250ZM261 68V69H262ZM164 69H165V67H164ZM175 69V68H174ZM240 69V68H239ZM257 69V68H256ZM264 69V68H263ZM263 69H262V71H263ZM161 70H163L162 68H161ZM223 70V69H222ZM233 70H235V69H232V70H230V71H233ZM259 70V69H258ZM114 71H112L113 73H114ZM147 71V70H146ZM153 71V70H152ZM174 71V70H173ZM195 71V70H194ZM194 71H193V73H194ZM229 71V72H230ZM243 71H244V69H243ZM243 71H241V72H243ZM253 71V70H252ZM257 71V70H256ZM261 71V74H263L264 73V71L262 72ZM98 72V71H97ZM160 72V71H159ZM163 72V71H162ZM221 72V71H220ZM225 72V71H224ZM240 72V71H239ZM240 72V73H241ZM260 72V71H259ZM259 72H257V73H259ZM93 73H95V72H93ZM112 73V74H113ZM142 73V74H141ZM153 73H154V71H153ZM152 73V74H153ZM158 73V72H157ZM166 73H167V71H166ZM175 73H176V70H175ZM225 73H227V72H225ZM244 73H246V72H244ZM253 73V72H252ZM257 73H256V76H257ZM92 74V73H91ZM90 73H89V75H91ZM170 74V73H169ZM228 74V73H227ZM234 74V73H233ZM236 74V73H235ZM243 74V73H242ZM247 74V73H246ZM166 75V74H165ZM165 75H163V76H165ZM167 75H168V73H167ZM226 75V74H225ZM229 75V74H228ZM244 75V74H243ZM255 75V73L253 74V75H251V76H254ZM91 76H93V75H91ZM143 76V75H142ZM147 76V75H146ZM157 75H155V77H153V78H157V80L159 81L160 80V76H159V74H158V76L156 77ZM233 76V75H232ZM238 76V75H237ZM108 77V79H107V81L106 82H109V80H110V78ZM144 77H145V74H144ZM227 77H230V76H227ZM247 77H249V74H248V76ZM247 77H245V78H247ZM89 78H90V76H89ZM92 78V77H91ZM145 78H147V77H145ZM150 78V77H149ZM167 78H168V76H167ZM232 78V77H231ZM236 79H238V77H235ZM241 78V77H240ZM251 78H253V80H250ZM249 77V83L247 84V82L245 83L246 85H247V92H245V91H242V92H245V94H242V93H239L237 90H236V92H238L237 94L235 93V90H234V93H235V95H232V94H228L229 96H231L232 95V98H231V102H230V100L228 99V100H226V102L227 101H229L230 102V105L232 106V108L231 109H233L232 110V112H231V114H229L230 113V111H231V109H230V111H229V113H227L228 111L227 110H225V111H227L226 112V115H228L229 114V117L227 116L226 118H220L221 120L220 121H222L221 122V125H220V130L219 131H214L213 130V132H211V133H208V134H210V136L208 135V139L207 140H209L208 142H206L207 143V145L205 144V143H203V145L205 146H203L202 147V149L203 150H201L198 146H200V142L201 141H199V145L197 146V150H198V148H199V150L201 151V152H198V155H194V154H196V152L193 154L195 157H193V160L191 159L192 157H191V155H190V160H189V158H187V162H189L190 161V163H188V164H185V162H184V165H179L180 163L178 162L177 163V161H179L180 160V158L181 157H179V160H177L176 158L178 157H176L175 159H176V161L174 162H171V163H168V162H170V161H168L167 163V165L166 166H164V168H163V170H164V172L166 173H168L169 171L171 172V171H175L176 169H175V167L178 169V171H179V169H181L182 171L179 173V174H177V176H176V179L174 180V182L173 183H171V184H173L172 185V187H171V192H170V194L168 195V198H170L169 199V201L171 202L172 200L171 199H175V201H176V199L177 198H179V201H178V203H177V207H176V204L174 205L177 209H180V206H182V203L184 202V204L185 203H187V201H186V196H183V197H185V199H184V201H182L183 199V197H182V195L184 194V191H185V189L186 190H188V189H190V188H193L190 184H195V176H197L196 174L198 173V175L200 176V173H201V170H203V174H204V172H205V167L207 166H211V175H210V177L212 178V179H214L215 177H218L219 175H218V172L219 171H215V167H213L211 164H212V161L214 160L215 161V159L216 158H218L219 157V160L221 159L220 157H223L224 155H225V153L227 152V151H225V153L222 151V149L223 148H225L224 146L225 145H227L228 143H230V139L231 138H233L232 136L233 135H236V133H238L239 132V129H240V131L242 130L241 128H240V120H242V119H239V117H240V115L242 114V113H248V112H254L253 111V109H255V108H253V106H254V104H259V102L260 103H263L262 104V106H264V102H263V100L264 99H260L259 100V98H260V96L262 95H264L263 93H264V75H260V73H259V75L256 77V78H254V77ZM88 79V78H87ZM165 79V78H164ZM178 79H179V77H178ZM182 79V78H181ZM178 80V81H183V80ZM235 79V80H236ZM85 80V81H84ZM139 80V79H138ZM150 80V79H149ZM228 80V79H227ZM234 80V81H235ZM243 80H244V78H243ZM243 80H242V82H243ZM154 81V80H153ZM161 81L162 80H160L159 82H157L158 84L159 83H161ZM165 81V80H164ZM164 81H162L164 84H166ZM248 81V80H247ZM145 82H147V81H145ZM168 82H170V81H168ZM187 83V81H185L184 80V82H177L178 84H182V83ZM233 82V81H232ZM123 83H121V85L123 84ZM151 83V82H150ZM230 83V82H229ZM125 84V83H124ZM123 84V85H124ZM162 84V83H161ZM232 84V83H231ZM244 84V85H245ZM94 85V84H93ZM120 85V87L121 88H123V90L122 89H120V87H119V89H120V91L122 90V91H125L126 93L125 94H127V90H129V89H125L124 88V86H121ZM126 84H125V86H127ZM136 85V84H135ZM139 86H140V84H139ZM162 86H164V85H161V87ZM166 86H167V84H166ZM166 86H164V89H165V87ZM227 86V85H226ZM228 86L230 87V85L228 84ZM84 87H86V86H84ZM107 87H105V88H107ZM223 87V86H222ZM163 88V87H162ZM161 88V89H162ZM225 88V87H224ZM228 87H226V89H227ZM132 89H130V93L132 92L131 90ZM135 89V88H134ZM175 89H178L177 87H175ZM222 89V88H221ZM229 90H230V92L232 91V87H231V89L230 88H228ZM107 90V89H106ZM106 90H104V91H106ZM225 90V89H224ZM228 90V91H229ZM80 91V90H79ZM84 91H85V89H84ZM117 91H119L118 90V88H117ZM121 91V92H122ZM140 92L139 93H143V92H141L142 90H139ZM160 91H162V90H160ZM164 91V90H163ZM263 91V93H261ZM77 92V93H76ZM88 92V91H87ZM158 93L159 91H155L154 93ZM172 92V91H171ZM174 92V91H173ZM223 91H220V94H221V96L220 95H218V96H220V99H221V97L222 98H224V101H225V96L227 95V94H225L226 92H227V90L225 91V96H224V94L222 93ZM82 93V92H81ZM92 93V92H91ZM93 93H95V92H93ZM119 92H117V94H118ZM130 93H128L129 95H131ZM138 93V94H139ZM149 93V92H148ZM151 93V92H150ZM150 93H149V97H146V95H143V98H144V96L146 97V98H149L148 100H147V103H145V101H144V103H145V108L142 110V108L140 107V106H137V99L139 98V96H140V94L139 95H137L138 96V98L136 99H133V101L131 100V98H134V96L133 95H131V96H133V97H131L130 98V101H127V102H134V100H136V102L137 103H135L134 102V105L135 106H137V107H140V109L139 110H141V111H138L137 110V108L135 107V108H133L134 110L136 109L138 112H136V110L134 111V113L136 114L134 117H131L132 116V113H129V115L128 114H126V115H123L122 116V119H121V121L120 122H118L119 123V125H120V127H121V125H123V126H128V127H130L131 128V130L133 131L134 130V132L135 133H137V131H139L142 127H140V126H143V125H141L142 123H143V121L146 119V118H148L151 114L153 115V111H156L157 112V110L159 109V108H157L156 110H154L155 108V106H152V105H154V104H152V102L154 101V99L152 98V97H155V95L153 96L152 94V97L150 96ZM229 93V92H228ZM83 94H84V92H83ZM83 94H81L82 96H83ZM117 94H115L116 96H117ZM121 94V93H120ZM120 94H118V96H119V98H120ZM123 94V93H122ZM121 94V95H122ZM125 94H123V96L125 95ZM147 94V93H146ZM171 94V93H170ZM223 94V95H222ZM97 95V94H96ZM88 96V95H87ZM116 96H114V97H116ZM126 96H128V95H126ZM125 96V97H126ZM91 97H92V95H91ZM94 97H95V95H94ZM124 97V98H125ZM130 97V96H129ZM136 97V96H135ZM228 97V96H227ZM106 98V100H107V102L108 101H110V100H108ZM127 98V97H126ZM142 98V94H141V97H140V99ZM262 98V97H261ZM263 98H264V96H263ZM90 99V98H89ZM102 99V98H101ZM112 99H113V97H112ZM122 99V100H121ZM129 98H127V100H128ZM153 99V101H151ZM220 99H218V101L220 100ZM123 100H124V103L126 102L125 100L126 99H123V97H121L120 99H117L116 100V102L114 103L113 101L111 102V104H110V106L112 105V103L114 104V105H112V106H114V109H115V111H116V109H117V111H118V108H120V107H124V105L126 104H124L123 105ZM142 100V99H141ZM140 100V101H141ZM91 101H92V99H91ZM104 101V100H103ZM138 101H139V99H138ZM139 101V102H140ZM216 101V100H215ZM217 101V102H218ZM223 100L221 99V104L222 105H224V101L222 102ZM90 102V101H89ZM110 102H108V104L110 103ZM83 103V102H82ZM84 103H86V101L84 102ZM103 103V102H102ZM141 103V102H140ZM219 103V102H218ZM107 104V103H106ZM106 104H104L105 106H109V105H106ZM132 103H130V105H131ZM139 104V103H138ZM168 104V103H167ZM180 104V103H179ZM228 104V103H227ZM79 105H81V104H79ZM103 105V106H104ZM127 106H128V104H126ZM134 105L132 104V106L134 107ZM141 106H142V104H140ZM202 105V104H201ZM214 105H216V104H214ZM109 106V107H110ZM126 106V107H127ZM132 106H130V107H127L128 109H130V108H132ZM174 106V105H173ZM172 106V107H173ZM179 106V105H178ZM177 106V107H178ZM218 106H220V109H221V111H222V108H221V105H217V107ZM228 106V105H227ZM107 108V109H111V107L110 108ZM143 107V106H142ZM158 107H160V106H158ZM167 107H168V105H167ZM180 107V106H179ZM181 107H182V105H181ZM185 107V106H184ZM259 107V106H258ZM125 108V107H124ZM162 108V107H161ZM171 108V107H170ZM183 108V107H182ZM256 108H257V106H256ZM259 108H261V105H260V107ZM256 109V110H260V109ZM95 109V108H94ZM103 111H104V107H102L101 108ZM113 109V108H112ZM111 109V110H112ZM121 109V108H120ZM119 109V110H120ZM127 109V110H128ZM173 109V108H172ZM175 109H179V108H175ZM181 109V108H180ZM227 109H228V107H227ZM90 110V109H89ZM126 110V111H127ZM164 110V109H163ZM184 110V109H183ZM218 110V109H217ZM96 111V110H95ZM102 111V112H103ZM114 111V110H113ZM131 111V110H130ZM169 111H170V109H169ZM172 111V110H171ZM175 111V110H174ZM196 111V110H195ZM99 112V111H98ZM108 112V111H107ZM131 112H133V110L131 111ZM156 112H154V115H155V113ZM159 112V111H158ZM165 112V111H164ZM177 112V111H176ZM181 112V111H180ZM257 112V111H256ZM104 113L105 112H103L102 114L104 115ZM123 113H125V111L123 112ZM127 113V112H126ZM162 113H163V111H162ZM161 113V114H162ZM168 113V112H167ZM166 113V114H167ZM178 113V112H177ZM82 114V115H81ZM95 114L96 115H100V113H96L95 112ZM101 114V116H98V119H101L102 120V118H104L105 117V115H104V117H102L103 115ZM108 115H109V112L107 113ZM106 114V116H107V118L110 116H108ZM113 114V112L111 113V115ZM171 114V113H170ZM169 114V115H170ZM264 114V113H263ZM73 115H75V114H73ZM93 115H94V112H93ZM151 115V116H152ZM160 115V114H159ZM163 115V114H162ZM168 115V116H169ZM244 115V114H243ZM242 115V116H243ZM254 115H256L255 113H254ZM259 115V117L260 116H262V112H261V110H260V112L259 113H257V115L256 116H258ZM115 116V115H114ZM157 116V115H156ZM173 116V115H172ZM200 116V115H199ZM223 117H224V113H223V115H222ZM252 116V115H251ZM256 116H255V118H256ZM97 117V116H96ZM100 117H102V118H100ZM131 117V118H130ZM167 117V116H166ZM171 117V116H170ZM133 118V119H132ZM154 118V117H153ZM94 119V118H93ZM97 119V118H96ZM96 119L95 120H93V121H95V123H96ZM112 119H113V115H112ZM224 119V120H223ZM86 120H88V118L86 119ZM100 120V121H101ZM149 120V119H148ZM105 121V120H104ZM146 121V120H145ZM154 121V120H153ZM117 122V121H116ZM148 122V121H147ZM185 122H187V121H184V123ZM189 122H190V120H189ZM189 122H187L188 124H190ZM83 123V122H82ZM81 123V124H82ZM84 123H85V121H84ZM103 123V122H102ZM118 123H117V125H118ZM149 123V122H148ZM187 123H185V125L187 124ZM197 123V122H196ZM205 123V122H204ZM79 124V123H78ZM100 124V123H99ZM179 124V123H178ZM187 124V125H188ZM207 124V123H206ZM209 124V123H208ZM90 125H93V123L92 124H90ZM89 125V126H90ZM116 125V126H117ZM146 125V124H145ZM186 125V126H187ZM75 126V127H74ZM115 126V128H116V130L117 129H119L118 127H116ZM192 126V125H191ZM208 127H209V129H210V124L209 125H207ZM212 126V125H211ZM84 127V126H83ZM82 127V128H83ZM91 127V126H90ZM177 127V126H176ZM179 127V126H178ZM181 127V126H180ZM203 127V126H202ZM78 128V127H77ZM93 128V127H92ZM126 128V127H125ZM183 128H184V125H183ZM186 128V127H185ZM188 128H189V126H188ZM201 128V127H200ZM212 128V127H211ZM217 128V127H216ZM215 128V129H216ZM121 129H124V128H121ZM120 129V130H121ZM139 129V130H138ZM180 129V128H179ZM196 129H197V127H196ZM93 130V129H92ZM113 130L114 129H112V133H113ZM114 130L115 132H117V131H120V130ZM126 130V129H125ZM130 129H128V131H129ZM204 130V129H203ZM263 129H261V131H262ZM108 131V130H107ZM141 131V130H140ZM206 131H207V129H206ZM209 131V130H208ZM244 131V130H243ZM247 131V130H246ZM249 131V130H248ZM114 132V133H115ZM130 132V131H129ZM178 132H180V131H178ZM184 132H186L185 130L183 131V133ZM203 132H205V131H203ZM245 132V131H244ZM109 133V132H108ZM113 133V134H114ZM175 133H176V131H175ZM264 133V132H263ZM73 134H75V133H73ZM72 134V135H73ZM110 134V133H109ZM129 134V133H128ZM141 134V133H140ZM139 134V135H140ZM173 134H174V132H173ZM178 134V133H177ZM179 134H181V132L179 133ZM245 134H246V132H245ZM258 134V133H257ZM71 135V136H72ZM106 135H107V132H106ZM111 135V134H110ZM132 135H134V134H132ZM131 135V136H132ZM205 135V134H204ZM203 135V136H204ZM141 136V135H140ZM70 137V136H69ZM175 137V136H174ZM205 138H206V136H204ZM235 137H237V136H235ZM234 137V138H235ZM107 138V137H106ZM111 139L110 140H113L112 139V137H110ZM143 138V137H142ZM199 138V137H198ZM204 138V139H205ZM234 138H233V140H234ZM139 139V138H138ZM171 139H172V137H171ZM202 139H203V137H202ZM58 140V139H57ZM201 140V139H200ZM206 140V139H205ZM148 141V140H147ZM162 141V140H161ZM174 141V140H173ZM172 141V142H173ZM231 141H232V139H231ZM144 142H145V140H144ZM157 142V141H156ZM203 142V141H202ZM202 142H201V145H202ZM205 142V141H204ZM254 142V141H253ZM89 143V142H88ZM104 143H105V141H104ZM146 143V142H145ZM148 143V142H147ZM168 143H169V141H168ZM185 143V142H184ZM102 144V143H101ZM183 144V143H182ZM253 144V143H252ZM98 145V144H97ZM103 145V146H102ZM101 145V151L103 152V147L105 146L104 144H102ZM68 146V145H67ZM93 146V145H92ZM91 146V147H92ZM196 146H195V148H196ZM256 146V145H255ZM257 146H258V144H257ZM48 147H51V146H48ZM53 147V146H52ZM94 147H95V145H94ZM142 147V146H141ZM76 148V147H75ZM89 148V147H88ZM97 148V147H96ZM96 148H94V149H96ZM49 149V148H48ZM93 149V150H94ZM262 149V148H261ZM47 150V149H46ZM88 150V149H87ZM91 150V149H90ZM93 150H91V155H93V156H91V157H94L95 158V154H96V150L95 151H93ZM98 150V149H97ZM126 150V149H125ZM198 150V151H199ZM223 150H225V149H223ZM243 150V149H242ZM262 150H264V149H262ZM77 151V150H76ZM93 151V152H92ZM99 151V153H100V155L101 156H103L102 157V159L104 158L105 159V157L107 158V161H108V156L110 155V157H111V151H109L108 150V152L107 153H110V154H108L107 156H105L107 153L105 152V149H104V155H102V153H101V151L100 150H98ZM184 151V150H183ZM186 151V150H185ZM184 151V152H185ZM161 152V151H160ZM165 152H167V151H165ZM187 152V151H186ZM233 152V151H232ZM69 153V152H68ZM67 152H63V153H60L61 155H59L58 157V163H56V164H58L60 167L61 166H66V163L69 161V159H68V157H70L69 156V154H68ZM181 153H182V151H181ZM230 153V152H229ZM263 153V152H262ZM51 154V153H50ZM89 154V153H88ZM160 154V153H159ZM170 154V153H169ZM169 154H167V155H169ZM172 154V153H171ZM170 154V155H171ZM222 154H224L223 156H222ZM246 154V153H245ZM77 155V154H76ZM97 155H99L98 153L96 154V157H98ZM99 155V156H100ZM166 155V154H165ZM182 155V154H181ZM192 155V156H193ZM219 155V156H218ZM55 156V155H54ZM86 156H87V154H86ZM89 156V157H90ZM124 156V155H123ZM197 156V157H196ZM227 156V155H226ZM229 156V155H228ZM227 156V157H228ZM234 156V155H233ZM88 157V158H89ZM158 157V156H157ZM235 158H237L236 156H234ZM243 157V156H242ZM253 157H254V155H253ZM257 157V156H256ZM86 158V157H85ZM113 157H111V158H109V160L110 159H112ZM124 158H125V156H124ZM160 158V157H159ZM158 158V159H159ZM162 158V157H161ZM167 158V157H166ZM263 158V157H262ZM261 158V159H262ZM75 159V158H74ZM82 159V158H81ZM103 159V160H104ZM153 159V158H152ZM158 159H157V161H158ZM224 159H227L226 157H224ZM246 159V158H245ZM255 159V158H254ZM68 160V161H67ZM76 160V159H75ZM78 160V159H77ZM80 160V159H79ZM87 160H89V159H87ZM91 160V159H90ZM89 160V161H90ZM102 160V162H104ZM151 160V159H150ZM159 160H161V159H159ZM223 160V159H222ZM222 160H221V162H222ZM229 160V159H228ZM253 160V159H252ZM47 161V160H46ZM83 161V160H82ZM84 161H85V159H84ZM83 161V162H84ZM111 161V160H110ZM107 162L106 163V161H105V163L106 164H110L111 165V162ZM154 161V160H153ZM155 161L156 162V164H158L160 161ZM184 161V160H183ZM186 161V160H185ZM217 161V160H216ZM244 161V160H243ZM247 161V160H246ZM259 161V160H258ZM264 161V160H263ZM73 162V161H72ZM83 162H80V163H83ZM85 162H87V161H85ZM94 163H95V161H93ZM93 162H89L88 164H90V163H92V165L94 164ZM228 162H230V161H228ZM241 162V161H240ZM249 162V161H248ZM260 162V161H259ZM100 163H101V161H100ZM149 163V162H148ZM151 163V162H150ZM153 163V162H152ZM218 163V162H217ZM105 164V166L107 167L108 165H106ZM120 164V163H119ZM155 164V165H156ZM162 164V163H161ZM177 164L179 165V167L177 166ZM183 164V163H182ZM228 164V163H227ZM226 164V165H227ZM230 164V163H229ZM255 164V163H254ZM260 164V163H259ZM264 164V163H263ZM68 165V164H67ZM75 165V164H74ZM79 165H81V164H79ZM97 165V164H96ZM100 165H102V167H98L99 169L96 171V173H95V178H92L93 180H91V181H93L94 183H96L97 184V181H99V180H101L102 179V177H104L103 175H104V173H106V171L107 170H109L108 168H107V170L103 167V165L104 164H100ZM114 165V164H113ZM151 165H153V164H151ZM154 165V166H155ZM158 165H160V164H158ZM164 165V164H163ZM214 165V164H213ZM219 165V164H218ZM34 165H32V167H33ZM35 166H36V164H35ZM38 166V165H37ZM81 166H83V164L81 165ZM87 166V165H86ZM89 166V165H88ZM90 166H91V164H90ZM89 166V167H90ZM94 166V165H93ZM112 166V165H111ZM144 166V165H143ZM220 166V165H219ZM219 166H217V167H219ZM228 166H230V165H228ZM238 166V165H237ZM247 166V165H246ZM263 166V165H262ZM69 167V166H68ZM80 167V166H79ZM84 167V166H83ZM82 167V168H83ZM88 167V168H89ZM95 167V166H94ZM93 167V168H94ZM145 167V166H144ZM150 167V166H149ZM153 167V166H152ZM180 167H182V168H180ZM241 167V166H240ZM257 167V166H256ZM260 167V166H259ZM259 167H258V169H259ZM29 169H30V167H28ZM36 168V167H35ZM81 168V169H82ZM103 168L105 169V170H103ZM112 168V167H111ZM115 168H117V167H115ZM139 168V167H138ZM140 168H141V166H140ZM157 168H158V166H157ZM210 168V167H209ZM223 168V167H222ZM63 169H64V167H63ZM73 169V168H72ZM78 169V168H77ZM90 169H91V167H90ZM118 169V168H117ZM150 169V168H149ZM86 170V169H85ZM116 170V169H115ZM152 170V169H151ZM155 170V169H154ZM231 170H233V169H231ZM230 170V171H231ZM34 171V170H33ZM87 171H88V169H87ZM91 171V170H90ZM102 171H105V172H103V174H102ZM114 171V170H113ZM148 171V170H147ZM147 171H145V172H147ZM156 171V170H155ZM154 171V172H155ZM161 172H162V170H160ZM224 171V170H223ZM250 171V170H249ZM252 171H254L255 172V170H252ZM257 171V170H256ZM51 172V171H50ZM109 172V171H108ZM114 172H117V171H114ZM151 172V171H150ZM163 172V173H164ZM44 173H45V171H44ZM94 173V172H93ZM134 173H136V172H134ZM138 173V172H137ZM148 173H149V171H148ZM164 173V174H165ZM225 173V172H224ZM253 173V172H252ZM252 173H251V176H253L252 177V179H253V181H254V183H255V185L257 186V187H254V188H256V189H254L253 190V188H252V190H251V188L249 187V186H244V187H238L239 189V191H238V193L236 194L235 193V196H237L236 198H238L239 199V201H238V199H237V202L239 203V205L238 206H236L235 204V206H232L233 205V202H234V199L235 198H233V200H230L229 202H231L232 203V205H231V207L229 206V209L224 213V212H221V213H224V216L223 217H221L219 220H218V223L216 224H214V222L213 223H211V221H210V224L212 225V224H214V227H215V225L220 229V226H224V225H227V224H229V225H231V224H233V225H236L237 227H236V229H234V230H231L229 233L231 234H229L230 235V237L228 238V239H224V238H215V237H211V235L209 236V237H204V240L201 242V243H199V245H201L202 247H204V248H200L199 249V251L201 250V249H203V250H201L200 252L202 253H199V257L197 256V259L198 258H200V257H202L203 259L205 258L206 259V261H210V262H212L213 264H214V261L216 260V259H218V258H216L217 256H224L225 257V261H224V259H223V263H221V264H264V223H262L263 221H264V166L261 168V170H258L256 173H253V175H252ZM33 174V173H32ZM41 174V173H40ZM67 174V173H66ZM92 174V173H91ZM158 174V173H157ZM173 174V173H172ZM221 174H223V173H221ZM49 175V174H48ZM51 175V174H50ZM74 175V174H73ZM138 175V174H137ZM159 175V174H158ZM207 175V174H206ZM223 175H225V174H223ZM31 176V175H30ZM45 176H46V174H45ZM150 176V175H149ZM153 176V175H152ZM32 177V176H31ZM80 177V176H79ZM147 175L146 174H141L139 177H138V181H137V183L139 182V184L140 185H143V186H145V180L147 179ZM158 177V176H157ZM156 177V178H157ZM163 177V175H161V177H158L159 179L161 178V179H163L164 177H165V175H164V177ZM198 177V176H197ZM201 177H202V175H201ZM201 177H199V180L198 181H196L198 184H199V181H202V180H200L201 179ZM204 177V176H203ZM229 177V176H228ZM33 178V177H32ZM32 178H30V180H34V179H32ZM50 178V177H49ZM87 178V177H86ZM90 178V177H89ZM88 178V179H89ZM152 178V177H151ZM157 178V179H158ZM166 178H167V175H166ZM169 178V177H168ZM44 179V178H43ZM50 179H52V178H50ZM50 179H46V183H44L43 182V185H45V186H48V188L50 187V182H51V180ZM75 179V178H74ZM141 179V180H140ZM157 179H154L153 180V183L155 184V185H157L156 183H158V181L159 180H157ZM202 179H205V178H202ZM224 179V178H223ZM249 179V178H248ZM50 180V181H49ZM78 180V179H77ZM82 180H83V178H82ZM103 180V179H102ZM149 180V179H148ZM147 180V181H148ZM150 180H152V179H150ZM210 180V179H209ZM220 180H221V178H220ZM25 181V180H24ZM29 181V180H28ZM55 181V179L53 180V182ZM74 181V180H73ZM79 181V180H78ZM86 181L88 182V180L86 179ZM145 181V182H144ZM204 181V180H203ZM208 181V180H207ZM31 182V181H30ZM29 182V183H30ZM36 182V181H35ZM64 182V181H63ZM80 182H82V181H80ZM133 182H134V180H133ZM142 182H144L145 184H143ZM190 182H192V183H190ZM28 183V184H29ZM39 183V182H38ZM71 183V182H70ZM75 183H77V182H75ZM200 183H204V182H200ZM209 183V182H208ZM211 183V182H210ZM215 183H216V181H215ZM248 183V182H247ZM251 183V182H250ZM31 184V183H30ZM53 184V186H54V184H56V183H52ZM51 184V185H52ZM90 184H92V183H90ZM95 184V185H96ZM138 184V187H137V189L139 188V185ZM152 184V183H151ZM153 184V185H154ZM197 184V185H198ZM244 184V183H243ZM249 184V183H248ZM25 185H26V183H25ZM32 186H35L34 185V183L33 184H31ZM57 185V184H56ZM147 185V184H146ZM189 185L191 186L190 188H189ZM196 185V186H197ZM202 185V184H201ZM237 185V184H236ZM241 185V184H240ZM250 185V184H249ZM254 185V186H255ZM79 186H80V184H79ZM94 185L92 184V186H90L89 188H91V187H93ZM194 186V185H193ZM211 186V185H210ZM219 186V185H218ZM221 186V185H220ZM239 186V185H238ZM241 186H243V185H241ZM22 187H25L24 185H22ZM30 187V186H29ZM28 187V188H29ZM52 187V186H51ZM134 187H135V185H134ZM142 187V186H141ZM150 187V186H149ZM158 187V186H157ZM216 187V186H215ZM237 187V186H236ZM35 188V187H34ZM33 188V189H34ZM40 188H42V187H40ZM48 188H42V189H44V191L46 192L47 191V193H48ZM59 188V187H58ZM88 188V189H89ZM166 188V187H165ZM185 188V189H184ZM222 188V187H221ZM249 188V189H248ZM30 189H32V188H29V189H27L28 191L30 190ZM33 189H32V194H33ZM51 189V188H50ZM80 189V188H79ZM87 189V190H88ZM128 189V188H127ZM157 189V188H156ZM159 189V188H158ZM182 189H184L183 190V193L181 192L182 191ZM204 189V188H203ZM205 189H207L208 190V188H205ZM204 189V190H205ZM237 189V188H236ZM26 190V189H25ZM36 190V189H35ZM86 190V184L82 187V190L80 191V193H79V195L76 197V200L75 201H72V202H74L75 203V207H76V205H80L81 203H84V204H86V201L87 200H85V198H84V200H82L81 198H80V196H82L83 194H85L84 192H86L85 191ZM92 190H93V188H92ZM133 191H131L130 193H128L129 195H128V197H133V196H135L136 194H137V192L134 190V189H132ZM203 190V191H204ZM214 190V189H213ZM220 190V189H219ZM233 190V189H232ZM49 191H51V190H49ZM53 191H54V189H53ZM57 191V190H56ZM55 191V192H56ZM138 191V190H137ZM152 191V190H151ZM154 191H156L155 189H154ZM189 191H191V190H189ZM217 191V190H216ZM221 191V190H220ZM20 192V190L18 191V193ZM30 192V191H29ZM90 192V191H89ZM139 192V191H138ZM179 192H181V193H179ZM192 192H194V191H192ZM225 191H223V193H224ZM24 193V192H23ZM31 193V192H30ZM35 193H36V191H35ZM40 193H41V191H40ZM151 193V192H150ZM149 193V194H150ZM154 193V192H153ZM191 193V192H190ZM195 193V192H194ZM221 193V192H220ZM219 193V194H220ZM28 194V193H27ZM32 194H31V196H32ZM46 194V193H45ZM87 194V193H86ZM90 194V193H89ZM92 194V193H91ZM90 194V196H92ZM165 194V193H164ZM179 194H181V196L180 197H178V195ZM34 195V194H33ZM49 194H47V196H48ZM88 195V194H87ZM152 195V194H151ZM150 195V196H151ZM163 195V194H162ZM167 195V194H166ZM186 195V194H185ZM188 195V194H187ZM213 195V194H212ZM222 195V194H221ZM42 196L44 197V194H42ZM42 196H41V198H42ZM76 196V195H75ZM86 196V195H85ZM89 196V197H90ZM140 196V194L137 196V197H139ZM192 196V195H191ZM196 196V195H195ZM229 196V195H228ZM234 196V197H235ZM32 197H34V199H36L35 198V196H32ZM31 197V198H32ZM50 197V196H49ZM84 197V196H83ZM88 197V196H87ZM87 197H86V199H87ZM127 197V196H126ZM148 197V196H147ZM158 197V196H157ZM182 197V198H181ZM194 197V196H193ZM207 197H210V196H207ZM224 197V196H223ZM31 198H30V200H31ZM38 198V197H37ZM60 198H61V196H60ZM94 198H96V197H94ZM141 198V197H140ZM146 198V197H145ZM161 198V197H160ZM163 198H164V196H163ZM166 198V197H165ZM188 198V197H187ZM33 199V198H32ZM45 199H46V197H45ZM75 199V198H74ZM83 201H81V200ZM125 199V198H124ZM129 199V198H128ZM133 199V198H132ZM139 198H137V200H138ZM142 199V198H141ZM143 199H144V195H143ZM162 199V198H161ZM212 199V198H211ZM20 200V199H19ZM23 200V199H22ZM89 200V199H88ZM95 200V199H94ZM94 200H92V201H94ZM135 200V199H134ZM165 200V199H164ZM188 200V199H187ZM190 200V199H189ZM200 200V199H199ZM216 199H213L212 201H215ZM34 201V200H33ZM80 201H81V203H80ZM91 201V202H92ZM174 201V200H173ZM172 201V202H173ZM174 201V202H175ZM203 201H205V200H203ZM212 201H210V198H209V202L208 203H210V202H212ZM52 202V201H51ZM71 202V201H70ZM90 202V203H91ZM121 202V201H120ZM172 202H171V204H172ZM181 202V205H179V203ZM193 202V201H192ZM196 202V201H195ZM198 202V201H197ZM235 202H236V200H235ZM234 202V203H235ZM31 203H33L32 201H31ZM48 203V202H47ZM94 203V202H93ZM169 203V202H168ZM200 203V202H199ZM218 203V202H217ZM230 203V204H231ZM62 204V203H61ZM83 204V205H84ZM136 204H138V203H136ZM143 204V203H142ZM203 204V203H202ZM212 204V203H211ZM40 205V204H39ZM45 205V204H44ZM69 205V204H68ZM74 205V204H73ZM88 205V204H87ZM140 205H141V203H140ZM144 205V204H143ZM190 205H192V204H189V206ZM195 205H196V203H195ZM210 205V204H209ZM213 205V204H212ZM228 205V204H227ZM35 206V205H34ZM70 206H71V204H70ZM137 206H139V205H137ZM172 207H173V204L171 205ZM185 205H183V210L187 213L188 212V210H189V212H192L193 210H194V205H192L191 206V209L193 208V210L191 211L190 209H186V208H190L189 206H188V203H187V206L188 207H184ZM206 206V205H205ZM208 206V205H207ZM206 206V207H207ZM220 206V205H219ZM222 206V205H221ZM17 207H18V205H17ZM81 207V206H80ZM80 207H78V208H80ZM85 207V206H84ZM146 207V206H145ZM171 207V208H172ZM179 207V208H178ZM198 207H200V206H198ZM204 207V206H203ZM205 207V208H206ZM212 207V206H211ZM51 208V207H50ZM74 208V207H73ZM72 208V209H73ZM83 208V207H82ZM81 208V209H82ZM137 208V207H136ZM160 208V207H159ZM170 208V207H169ZM174 208V207H173ZM172 208V209H173ZM196 208V207H195ZM209 208V207H208ZM208 208H206L207 210H208ZM76 209V208H75ZM186 209V210H185ZM198 209V208H197ZM201 209V208H200ZM199 209V210H200ZM204 209V208H203ZM202 209V210H203ZM206 209L205 210H203V214H209V213H207V212H205L206 211ZM221 209V208H220ZM61 210V209H60ZM69 210V209H68ZM79 210V209H78ZM86 210V209H85ZM143 210V209H142ZM145 210V209H144ZM158 210V209H157ZM174 210V209H173ZM182 210V209H181ZM182 210V211H183ZM219 210V209H218ZM15 211V210H14ZM70 211V210H69ZM76 211V210H75ZM81 211V210H80ZM132 211V210H131ZM138 211V210H137ZM211 211V210H210ZM61 212V211H60ZM83 212V211H82ZM86 212H89V211H86ZM129 212V211H128ZM133 212V211H132ZM184 212V213H185ZM195 212V211H194ZM198 213H199V211H197ZM201 212V211H200ZM212 212V211H211ZM75 213V212H74ZM176 213V212H175ZM180 213V212H179ZM183 213V214H184ZM193 213V212H192ZM185 214L186 216H188V215H191L190 217L193 219H191L192 220V222H196L197 220H198V217H200V215L199 216H197V215H193V214ZM30 214V213H29ZM33 214V213H32ZM85 214V213H84ZM87 214V213H86ZM96 214V213H95ZM133 214V213H132ZM137 214V212L135 213V215ZM143 214V213H142ZM145 214V213H144ZM144 214L142 215V216H144ZM159 214H160V212H159ZM170 214V213H169ZM173 214V213H172ZM195 214H197L196 212H195ZM205 214V215H206ZM14 215V214H13ZM12 215V216H13ZM22 215V214H21ZM59 215V214H58ZM68 215V214H67ZM66 215V216H67ZM128 215V214H127ZM134 214H133V218H131V219H129L128 221H124V224L122 223V225L123 226H121L120 227V229L119 230H111V232H114V233H110L109 232V234H107V235H110L111 237H112V240H111V242H110V245L108 246V248H107V252H108V255H109V253H112V252H114V251H116V248L118 247V243L119 242H121L122 243V240L123 241H126L125 239H127V242H129V241H133L134 242V240H133V238H131L129 241H128V239L132 236V231L135 229V225H136V223H138L139 221H141V214L139 213V215L137 214V216H135ZM146 215V214H145ZM148 215V214H147ZM154 215V214H153ZM174 215V214H173ZM204 215V216H205ZM60 216V215H59ZM78 216V215H77ZM84 216V215H83ZM87 216V215H86ZM129 216V215H128ZM182 216V215H181ZM197 216V217H196ZM208 216V215H207ZM206 216V217H207ZM211 216V215H210ZM15 217V216H14ZM27 217V216H26ZM203 217V216H202ZM253 217H259V219H255L254 218V220H252L251 218H253ZM65 218V217H64ZM88 218V217H87ZM91 218H92V216H91ZM144 218V217H143ZM185 219H187L186 217H184ZM205 218V217H204ZM203 218V219H204ZM209 218V217H208ZM262 218V220H260ZM20 219V218H19ZM81 219H83V218H81ZM94 219V218H93ZM100 219V218H99ZM145 219V218H144ZM202 219V218H201ZM200 219V220H201ZM203 219H202V221H203ZM215 219V218H214ZM64 220V219H63ZM62 219L60 220V221H63ZM67 220V219H66ZM89 220V219H88ZM91 220V219H90ZM181 220V219H180ZM184 220V219H183ZM206 220V219H205ZM204 220V221H205ZM210 220V219H209ZM212 220V219H211ZM251 220V221H250ZM79 221V220H78ZM189 221V220H188ZM207 221V220H206ZM217 221V220H216ZM23 222V221H22ZM59 222V221H58ZM65 222V221H64ZM76 222H77V220H76ZM92 222V221H91ZM118 222V221H117ZM157 222V221H156ZM194 222V223H195ZM201 222V221H200ZM199 221L198 222H196V223H200ZM24 223V222H23ZM100 223V222H99ZM121 223V222H120ZM140 223V222H139ZM154 223V222H153ZM174 223V222H173ZM187 223V222H186ZM195 223V224H196ZM207 223V222H206ZM17 224V225H18ZM26 224H28L27 222H26ZM57 224V223H56ZM55 224V225H56ZM65 224V223H64ZM63 224V225H64ZM66 224H67V222H66ZM146 224V223H145ZM149 224V223H148ZM151 224V223H150ZM193 224V223H192ZM203 224V223H202ZM201 223L199 224V226H201L202 225ZM16 225V226H17ZM59 225H62L61 224V222H60V224H58V226ZM75 225V224H74ZM79 225V224H78ZM140 225H142V224H140ZM157 225V224H156ZM176 225V224H175ZM174 225V226H175ZM204 225H205V223H204ZM204 225H202V226H204ZM67 226V225H66ZM65 226V227H66ZM68 226H69V224H68ZM81 226V225H80ZM138 226V225H137ZM148 226V225H147ZM146 226V227H147ZM173 226V227H174ZM192 226V225H191ZM29 227V226H28ZM27 227V228H28ZM52 227V226H51ZM56 227V226H55ZM54 227V228H55ZM73 227V226H72ZM113 227V226H112ZM119 227V226H118ZM133 227H134V229H133ZM145 227V226H144ZM168 227V226H167ZM172 227V228H173ZM185 227V226H184ZM195 227H197V226H195ZM24 228V229H23ZM58 228V227H57ZM56 228V229H57ZM116 228V227H115ZM174 228H176V227H174ZM179 228V227H178ZM62 229V228H61ZM63 229H64V226H63ZM63 229H62V231H63ZM144 230H145V228H143ZM147 229V228H146ZM182 229V228H181ZM218 229V230H219ZM223 229V228H222ZM57 230H59V229H57ZM72 230V229H71ZM136 230H137V228H136ZM152 230V229H151ZM178 230V229H177ZM213 230V229H212ZM215 230H217V229H215ZM224 230H226V229H224ZM76 231V230H75ZM135 231V230H134ZM140 231V230H139ZM167 231V230H166ZM60 232V231H59ZM79 232V231H78ZM145 232H148V231H145ZM221 232V231H220ZM25 233V232H24ZM51 233H52V230H51ZM50 233V234H51ZM57 234H59L58 232H56ZM56 233H54V234H56ZM61 233V232H60ZM71 233V232H70ZM138 233V232H137ZM142 233H144V232H142ZM184 233V232H183ZM65 234V233H64ZM62 234V236L60 235L59 237H61L60 239L61 240H64L63 241V243H61V244H66L67 242H71V241H73V243L72 244H74V241L76 240H72V239H74V238H72V235H69L68 233L67 234ZM75 234V233H74ZM135 234V233H134ZM145 234V233H144ZM149 234V233H148ZM154 234V233H153ZM153 234H151V235H153ZM158 234V233H157ZM179 235H180V233H178ZM194 234V233H193ZM221 234V233H220ZM131 235V236H130ZM160 235H162V234H160ZM168 235V234H167ZM227 235V234H226ZM49 236H51V235H49ZM58 236V235H57ZM80 236V235H79ZM106 236V235H105ZM154 236V235H153ZM164 236V235H163ZM170 236V235H169ZM175 236V235H174ZM174 236H170L171 238L172 237H174ZM195 236V235H194ZM207 236V235H206ZM224 236H225V234H224ZM52 237V236H51ZM77 237V236H76ZM109 237V236H108ZM134 238H136L137 236L136 235H134L133 236ZM161 237V236H160ZM165 237V236H164ZM226 237V236H225ZM53 238V237H52ZM51 238V239H52ZM58 238V237H57ZM78 238V237H77ZM157 238V237H156ZM195 238V237H194ZM22 239V240H21ZM71 239V240H70ZM101 239H103V238H101ZM108 239V238H107ZM196 239V238H195ZM198 239H199V237H198ZM57 240V239H56ZM54 241V243L56 242V244H58L57 243V241ZM104 240V239H103ZM141 240V239H140ZM139 240V241H140ZM161 240V239H160ZM169 240V239H168ZM52 241V242H53ZM67 241V242H66ZM99 241V240H98ZM109 241H110V239H109ZM131 241V242H132ZM24 242V241H23ZM51 242V243H52ZM62 242V241H61ZM102 242V241H101ZM106 242V241H105ZM131 242H129L130 243V245H131ZM133 242H132V244H133ZM149 243L151 242V241H148ZM158 242V241H157ZM156 242V243H157ZM104 243V242H103ZM102 243V244H103ZM107 243V242H106ZM120 243V244H121ZM155 243V244H156ZM165 243V242H164ZM169 243V242H168ZM243 243L245 244V245H243ZM56 244L54 245L53 244V246L54 247H56L57 248V246H56ZM64 244V245H65ZM71 244V245H72ZM105 244V243H104ZM123 244V243H122ZM135 244H137V243H135ZM135 244H133V245H135ZM147 244V243H146ZM240 244H242L244 247L242 248L241 246H239ZM23 246H24V244H22ZM70 245V244H69ZM96 245V244H95ZM106 245V244H105ZM133 245H131V246H133ZM137 245H139V244H137ZM136 245V246H137ZM160 245V244H159ZM49 246V245H48ZM51 246V247H50ZM50 249H52V245L50 244ZM75 246H76V244H75ZM107 246V245H106ZM122 246V245H121ZM135 246V247H136ZM143 246V245H142ZM145 246V245H144ZM143 246V247H144ZM149 246V245H148ZM198 246V245H197ZM20 247H22L23 248V251H20V249H22V248H20ZM45 247H47V246H45ZM72 247V246H71ZM86 247V246H85ZM128 247H129V245L128 244H126V243H124V251L126 252H129V250H133V248H134V246L133 247H131V249H129L128 250ZM161 247V246H160ZM239 247H241V250L240 251H237V252H235L236 251V249H238ZM60 248V247H59ZM65 248V247H64ZM88 248V247H87ZM103 248V247H102ZM105 248V247H104ZM119 248V247H118ZM130 248V247H129ZM152 248H153V246H152ZM175 248V247H174ZM49 249V248H48ZM49 249V250H50ZM54 249V248H53ZM82 249H84V247L82 248ZM97 249V248H96ZM101 249V248H100ZM106 249V248H105ZM160 249V248H159ZM178 249V248H177ZM198 249V248H197ZM46 250H47V248H46ZM56 250H59V249H56ZM56 250H51V253L48 255L47 254V252H45L44 254L45 255H47L48 257H49V259L51 258V260L55 257V255H56V257L55 258H57L58 256H57V253H58V255H59V253L60 252H57ZM75 250V249H74ZM103 250V249H102ZM148 250V249H147ZM162 249H160V251H161ZM5 251V252H6ZM48 251V250H47ZM55 251V252H54ZM64 251V250H63ZM68 251V250H67ZM76 251V250H75ZM75 251H73V253L75 252ZM82 251V250H81ZM85 251H87V250H85ZM106 251V250H105ZM143 251V250H142ZM158 251V250H157ZM194 251V250H193ZM43 252V251H42ZM49 252V251H48ZM57 252V253H56ZM78 252V251H77ZM90 252V251H89ZM116 252H118V250L116 251ZM135 252V251H134ZM165 252V251H164ZM169 252V251H168ZM180 252V251H179ZM81 253L82 252H80L79 254H77L76 255V252H75V255H76V257H75V255L74 254H72L73 256H74V258H75V261H74V263L73 264H78V263H80L81 264V262H78L79 261V259H80V257L81 256H84L83 255V253H82V255H81ZM119 253V254H118ZM117 253V256H119V261H120V258H124V259H126L125 257H123V255H122V253L121 252H118ZM121 253V254H120ZM130 254H131V252H129ZM143 253V252H142ZM158 253V252H157ZM195 253H196V251H195ZM236 253V254H235ZM40 254V253H39ZM41 254H43V253H41ZM62 254V253H61ZM64 254V253H63ZM62 254V255H63ZM113 254V253H112ZM136 254H138V252L136 253ZM147 254V253H146ZM200 254H201V256H200ZM45 255L44 256H42L41 255V257H45ZM66 255H68V254H66ZM93 255V254H92ZM103 255H104V253H103ZM103 255H101V256H103ZM106 255V254H105ZM111 255V254H110ZM109 255V256H110ZM132 255V254H131ZM148 255V254H147ZM152 255H154V254H152ZM165 255V254H164ZM19 256V255H18ZM21 256V257H22ZM52 256H53V258H52ZM60 257H61V255H59ZM73 256H72V258H73ZM121 256V257H120ZM142 256H144V258H145V255L143 254ZM180 256V255H179ZM178 256V257H179ZM195 256V255H194ZM37 257V256H36ZM39 257V256H38ZM47 257V258H48ZM59 257V258H60ZM112 257H113V255H112ZM116 257V256H115ZM115 257H113V258H115ZM140 257H141V255H140ZM150 257V256H149ZM186 257V256H185ZM9 258V257H8ZM20 258V257H19ZM28 258V257H27ZM47 258H44V259H42V261H38V263L39 262H41L40 264H47V263H49V261L51 262V260H49L48 262L46 261L47 260ZM54 258V260H56L57 261V259H55ZM62 258V257H61ZM73 258V259H74ZM103 258H105V257H103ZM152 258V257H151ZM155 258V257H154ZM158 258V257H157ZM166 258V257H165ZM189 258V257H188ZM187 258V259H188ZM191 258V257H190ZM202 258H200L201 259V261H202ZM222 258V257H221ZM12 259V258H11ZM22 259V258H21ZM25 259V258H24ZM72 259V260H73ZM161 259V258H160ZM180 259V258H179ZM186 259V260H187ZM194 259H196V258H193L192 260H194ZM196 259V260H197ZM200 259H198V260H200ZM208 259V260H207ZM3 260V259H2ZM8 260V259H7ZM14 260H15V257H14ZM54 260H52V261H54ZM59 260H61V259H59ZM68 260V259H67ZM82 262L84 261V260H82V258L80 259ZM99 260H101V259H99ZM110 260H111V258H110ZM113 260H115V259H113ZM145 260H147V258H145ZM154 260V259H153ZM189 260V259H188ZM20 261V260H19ZM22 261V260H21ZM33 261V260H32ZM63 261H65V260H63ZM106 261H108V259L106 260ZM105 261V262H106ZM160 261V260H159ZM181 261V260H180ZM195 261V260H194ZM193 261V262H194ZM208 261V262H209ZM217 261V260H216ZM215 261V262H216ZM16 262V261H15ZM47 262V263H46ZM55 262V261H54ZM53 262V264H55V263H58V261L57 262H55L54 263ZM60 262V261H59ZM68 262V261H67ZM121 262V261H120ZM123 262V261H122ZM126 262H128V261H126ZM145 262V261H144ZM157 262V261H156ZM205 262V261H204ZM209 262V263H210ZM37 263V264H38ZM71 263V262H70ZM84 263V262H83ZM86 263V262H85ZM117 263V262H116ZM147 264L148 263H151V261H148V262H146ZM162 263V262H161ZM170 263H171V261H170ZM192 263V262H191ZM69 264V263H68ZM94 264V263H93ZM108 264V263H107ZM109 264H112V263H109ZM140 264V263H139ZM153 264V263H152ZM166 264H168V263H166ZM172 264V263H171ZM187 264V263H186ZM195 264V263H194Z\"/></svg>",
    "mask_w": 264,
    "mask_h": 264
}]
</instances>
